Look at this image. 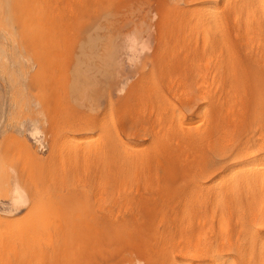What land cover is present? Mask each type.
<instances>
[{"label": "rangeland", "instance_id": "obj_1", "mask_svg": "<svg viewBox=\"0 0 264 264\" xmlns=\"http://www.w3.org/2000/svg\"><path fill=\"white\" fill-rule=\"evenodd\" d=\"M79 1H80V4H81V2L85 3V4H83V5L81 4L82 5V7H81V5L79 4V2L77 0H76L77 3L75 2V0H73V3H72V0H45V1L44 0H0V17L2 16V20L0 18V26L2 24H3V26H5V28L3 26L0 27V29L3 27L1 29L3 31H0V212L1 213L4 212L3 213L4 215H5V213L7 214L9 212V214H7L5 216L6 222H4L5 224L4 223L3 224L5 226V225H8L7 223L12 222L13 223L12 225L15 226V228L18 227L20 229V226L22 225L21 229L24 226V229L27 230L26 229V227H28L27 223L28 224H29V222L32 223L31 221L35 222V220H33V219H35V218L38 219L39 217L42 216L41 217L43 219L42 222H41V218H39L40 220H36V222L38 221L37 225L39 226V228H38V226H35L34 229L37 228L38 230L33 229L34 231H40V230L42 231V232H37V233H41L44 236L43 233H45V232L49 233L50 231H52L53 228L55 227L54 226L55 221H57L55 219H59L58 220L60 222L59 225H57V223L55 225H57L59 228H61V229H59V228H57V226H56V228H54L56 230H53V232L55 231L56 233L54 232V233H51L52 235H50V236L48 235L49 236L48 239H50V237H52V238L54 237V240H52V238H51V241L48 240V242L51 243L50 248H49L50 244L48 245L45 242H44V244H46L45 245L46 247L44 246V248H43L44 244L40 242L41 247H39V242H38V241H41V239L39 240V238L42 235L40 234V237H39V235L35 233L39 238L33 234L34 237H36V238H34V237H32V233L30 234L28 232L31 228H33V226L31 224L30 225L32 227H30V229L26 232L24 229L23 230L20 229L22 232L24 231L23 233L27 234V235L24 234V236L26 235L25 237L20 236V235H23V233L19 232L20 234H18V232L16 230L15 231L17 233H15V234H18V237L15 236L14 233H12L14 230L11 231L10 234H8L9 232H7V231H10L9 229L12 230V225L9 224L11 226V228H9L10 226H8V227H6V228H8V230L6 231L7 233L3 232V234H6V236L7 235L8 236L3 237L4 235L2 234L3 236L1 235V238L3 237L4 240L7 241V239H10V238L15 239V237H16L17 238L16 241L19 242V240H21V238L18 240L19 236L24 238V240L22 239V241H25V239L30 240V238L32 237V239H33L32 241H34V242H32V241L29 242L27 240H26L27 243H26V241L24 243L21 242L23 246H24V244H28V242H29V244L32 243L31 245L25 246V247H28V249H29V247L30 248L34 247L32 245L36 244L35 240H37V238H38V241H37L38 246H37V244L35 246L41 248L40 251L42 253L39 252L38 248L34 247L35 249L38 250L37 251L38 254L36 253L35 249H33L35 251L34 252L32 251V252L34 254L36 253L38 256L36 254L30 256L31 249L29 250L30 253L28 252L29 255L25 254V253H27L26 252L27 249L23 248V250H22L21 247H18V245L16 246L17 243L13 239L14 246H15L13 248V250L18 247L19 249H21V251L19 250L20 251L19 252L20 254H19L18 250L15 249L16 250V251H14L15 254L12 253L14 255L11 257V252H10L11 250L9 251V249H11V247H13V246H11L13 244V242L11 243V241H10V243H9V244H11L10 248L8 250L4 251V253H1L2 249L6 248L3 245L4 240L2 238L0 241L2 243V246L0 245L1 246L0 247V256L2 257V255H3V258L0 257V264H16V263H18V261H19L18 264H92V263L93 264H125V263L126 264H149V262H152L151 264H154L153 262L155 260H158V258L153 259L154 261L151 258H155V254H157L156 255L157 257L160 255V253H158V252L161 251V248L159 246L163 245L162 243H164L165 247L166 246L169 247V249H167V251H166L167 253L169 251H171L169 245H172V243L175 244L174 247L171 246V247H173L172 248L173 252H176V251L178 252V250H179L178 247L182 248V249L184 247V251H185V246H186V249L189 248V250L192 251V253H190L192 255L191 256H189V255L187 256V254L185 255V256H187L186 262H187L188 258L193 256V254L195 255L194 250H196L197 251L196 252L197 256L195 255L196 259H197V257H199V258L197 260L191 258V260L189 259L190 262L192 261L193 264H209V263L213 264L215 262V258L213 256H210L211 252L209 253L210 254L209 256L207 255L208 253L205 254V256L207 255L206 256L207 258L206 257L203 258L204 255L201 254L200 251H201V249L204 250V248L206 247V245L208 243L210 244V242H211V244H212L213 241H215V243L216 242L220 243V244H218L219 246H221V245L223 246L221 239L225 238L223 235L227 234V232L229 234L233 232L232 227L234 226V224H235L234 222L236 221V220H234L235 219L234 217L236 216V214L234 215V213H236L237 210L235 208H231L230 206H224L222 204L215 206L217 204H215L214 202L211 204V205H213L212 208H210L211 205L209 206V204L211 203V201H209V200L213 197V196H211L212 195L211 192L214 193L212 190H214V188L215 189L218 188L216 184H219V182L222 179L224 180L226 178V174L230 173V170H231L230 168L233 167V165H234L232 163H237L235 161L239 160V163L240 162L242 163V161L246 157L249 159H248V161L244 160V163L250 162V161H252L251 163H258L259 161H261L263 163V161H264V150H263L264 147L262 149H259L261 144L264 145V140H261V143H259L260 145L256 146L258 144L260 138L263 137V136H261V134L264 135V128H263L264 122L262 121L263 117H264V113H263L264 112V96H263L264 95V76H263L264 71L259 70L261 74L263 73L261 75V78H259V79H255V77L252 76V72H251L252 71V65L254 63V62H252L251 56L261 57V59L264 60V47H263L264 46L263 45L264 44V39H263L264 38V28H262L257 22L259 20V17H261L260 10L257 9L254 11L255 13L253 12V14L251 13V16H250V14L248 16L247 10H246L247 8H245L246 7L245 0H239L240 2H238V0H236V2H235V0H225V1H222V0H110V1L109 0H99L100 3L104 4L103 6H100V7L97 5L98 4L101 5V4L99 2L96 3L97 2L96 0H95L96 2H94L93 0H86V2H85V0L84 1L79 0ZM221 1L224 2V4H221ZM107 3H110V4L107 5ZM67 4H69V5H67ZM226 4H228V5H226ZM235 4H237V5H235ZM84 5L87 6L88 11L84 7ZM220 5H222V6H220ZM233 5H234V7H233ZM65 6H69L68 8L67 7L66 8L68 10L71 8V10H73L74 12L70 13L71 10H69V11L66 10V8H64ZM94 6L99 7V8L95 7V9H94L93 8ZM202 6H203V8H202ZM44 7H46L47 9ZM76 7L78 8V10ZM204 7H206V8H204ZM208 7H210V9H207ZM217 7L220 8L221 13L216 10ZM90 8H91V10H90ZM178 8L180 10H178ZM213 8H214V10H213ZM232 8H234L233 11H231ZM222 9L224 11H222ZM53 10H54V12H53ZM59 10L61 11V14L65 15V16L68 14V12L71 15H72V13L75 15L76 14L75 12H77V14H76V16H73V15L68 16L69 15L68 14L67 17H65L59 13ZM162 10H164V11H162ZM208 10H209V12H208ZM245 10H246V13L244 12ZM42 11H44V12H42ZM93 11H94V13L92 15ZM165 11H167V12H165ZM210 11H211V14L215 15V17L217 19L216 22L214 21L215 23H213V21L210 22L207 20L209 17H211V16H209ZM215 11H216V13H218L220 15L216 16L217 14L215 13ZM45 12H47V13H45ZM62 12H64L65 14ZM227 12H228V14H227ZM232 12H235L236 15H232L233 14ZM237 12L241 13V14H238ZM242 12L247 14V16L246 15L244 16V14ZM51 13H53L52 16L55 18H53L51 16ZM55 13L59 15V17H60L59 19L57 17L58 15L55 16ZM44 14H46L45 16H47V17H45ZM47 14H49V15H47ZM7 15L9 16V18L7 17ZM15 15H16V18H14ZM189 15H190V17H189ZM226 15H228V16H226ZM61 16H63V17H61ZM220 16H222V17H220ZM235 16H237V17H235ZM239 16L241 19L239 18ZM50 17L52 20H50ZM246 17L248 18V20L251 19V17H252V20L254 18H256V19L250 23L248 20H245ZM24 18H25V20H24ZM46 18H47V21H44V20H46ZM219 18H220V21L222 23L219 21ZM231 18L234 20H232ZM30 19H31V21H30ZM35 19H37V20H35ZM78 19H79V21H78ZM104 19L106 20V23H105ZM128 19L130 20V22ZM242 19H243V21L241 24ZM48 20H50V21H48ZM63 20H65V21H63ZM81 20H82V22H81ZM107 20L110 22L108 23ZM126 20H127V22H129V23H127V25H125ZM205 20L208 21L207 24L205 23ZM35 21H36V23H35ZM38 21H40V23L43 27H40L41 25L40 26L37 25V24H40ZM67 21L71 22V25L69 23H67ZM139 21H141V22L143 21V22L141 23ZM230 21H237V23L230 22ZM111 22H112V24H111ZM62 23H63V25H62ZM79 23H81V24L79 25ZM144 23H145V25H144ZM24 24H27V25H24ZM43 24H45V25H43ZM238 24H240V25H238ZM243 24H244V28L246 30L248 29L247 35H246V33H244L245 30L242 26ZM248 24H250V25H248ZM252 24H254L255 26ZM256 24L258 25V27H256ZM30 25L33 27V30H29ZM47 25L48 26L50 25V26L44 27ZM95 25H99L98 28H95ZM207 25H209V28L212 29L208 33H206V31H205L206 27H208ZM226 25H227V27H226ZM252 26H254L255 28L254 27L252 28ZM6 27L11 28L9 31H12V32H9L8 29H6ZM37 27H39L42 31H40ZM93 27L95 28L94 30H92ZM144 28H145V30H144ZM218 28H220V29H218ZM225 28H226V30H225ZM228 28L230 29V31ZM240 28H241V30H240ZM261 28H262V30H261ZM45 29L48 31V33L46 32ZM214 29L217 32H215ZM4 30H6V32ZM223 30H225V31L223 32ZM227 30L229 31V33ZM7 31L9 33H7ZM70 31H71V33L72 32L73 33L71 34ZM220 31H222V34L224 33L221 36L224 37L223 39L226 38L224 40L225 42L220 40L221 39V36H220L221 32ZM4 32L7 33V35H8L7 36L5 34L6 38H9L12 35H13L12 37L15 36L16 37V38L14 37L15 41H12L13 40V39H11L12 37L9 39H6L4 37ZM44 32H46V34ZM74 32H75V34H74ZM201 32L203 33V35L205 33V35H208L210 37V38L208 37V43H206L205 40H202L203 35L201 34ZM219 32H220V34H219ZM239 33L244 37L240 36ZM44 35H46V36H44ZM236 35H238L240 38ZM245 35H246V37H245ZM250 35H252L251 36L252 38L251 37L249 38ZM258 35L261 36L260 37L261 39L257 38V37H259ZM89 36L90 37L91 36L92 37L99 36V37L98 38L94 37L96 39V42L94 40L93 41L90 40V41L94 42L92 44L90 41H88V42H90V44H89L87 42V39H94L92 37L90 38ZM183 37H184V39H183ZM217 37H219V38H217ZM253 37H255V38H253ZM9 40H10V42H9ZM128 40H129V44H127ZM206 40H207V38H206ZM194 41H196L197 43L196 42L194 43ZM245 41H247V42H245ZM258 41L261 43V45L258 43L260 46L257 44L258 47L256 48V43ZM15 42H17V43H15ZM203 42H205L204 43L205 45L203 44ZM243 42H245V44ZM78 43H81V44H78ZM224 43H227V44L229 43L230 45L225 44L226 45L225 46ZM247 43L249 46H247ZM130 44H132V45H130ZM195 44H197V45H195ZM124 45H127V46L124 47ZM202 45L204 47H202ZM222 45H224V46H222ZM132 46L135 48L134 50L131 49ZM227 46H229L228 48L230 50H232V52L229 50L231 54L229 52H227V53L224 52L228 49L227 48L225 50V48ZM81 48H82V50H80ZM203 48H204V50H203ZM205 48H206V50H205ZM249 48H251V49H249ZM260 49H262V50H260ZM219 51H220V53H218ZM246 51H248V53ZM252 52H254V53L252 54ZM78 53H79V55H77ZM245 53L247 55L248 54L249 55L247 56V55H245ZM85 54H86V56H85ZM202 54H204V55H202ZM216 54L218 56H216ZM219 54H220V56H219ZM81 55H82V57H81ZM89 56H91L92 58ZM227 56H230V57L226 58ZM227 59H228V61L229 60L230 61L229 62L226 61ZM231 60H232V62H231ZM214 61H215V63H214ZM236 61H238V62H236ZM220 62L227 63L230 65L234 64L236 66L238 64H244L245 65V67L247 68V72H248V79L245 82L248 85V87H247V85L245 84L246 85V88H245L246 91L242 88L240 89V87L237 86L235 83H234L235 85L230 84L231 87L227 84L224 88H222V89L219 88V86H218L219 83L217 81L218 79H216L214 81L213 77H215V76L211 77V75H214V73H210V75H208V72H207L208 70H206L205 68H208V67L211 68L212 66L215 67ZM80 63H82V65ZM114 63H116V64H114ZM204 64L206 66L207 65L208 66L203 68ZM144 65H146V67ZM250 65H251V68H248ZM142 66H144L145 69L142 68L143 70H141ZM253 66L255 68V64ZM171 67H173V68L171 69ZM183 67H185V68H183ZM257 68H260V66H257ZM185 69H186V71H185ZM204 69H205V71H204ZM248 69H251V70H248ZM175 70H177V71H175ZM195 72H196V74H195ZM115 73H116V75H115ZM199 74H202V76L204 78L201 79V75H199ZM216 75H217L216 78L222 76V74L220 72L216 73ZM206 77H208V78H206ZM137 78H138L139 83L143 82L142 84H144V82H145V84H146V82H147L148 85L150 86V87L148 86L149 90L146 88L147 84L143 85L144 86L143 90L141 88L142 84L140 85V87H138L139 83H136V81H135V80H137ZM141 78H142V82H140ZM168 78H170V79H168ZM211 78H213V79H211ZM169 80H170V82H166ZM171 81H174V83L172 84ZM134 85L137 88H135ZM210 85L211 86L213 85L212 88ZM166 86L171 87V88H167ZM118 87H122V90L120 91L121 88L117 89ZM214 87H215V89H214ZM232 87H233V89H232ZM235 87L238 89H236ZM145 88H146V91L144 90ZM154 88H156V89H154ZM161 88H162V90H161ZM216 88H217V90H216ZM208 89H209V91H208ZM234 89H236V91L239 90V92L242 90L244 92V94L242 93V91L240 92L241 94L238 91L235 92ZM118 90L120 92H118ZM167 90H168V92H166ZM214 90H216V91H214ZM225 90H227V93ZM147 92H148V94H147ZM203 92L204 93L211 92L210 93L211 96L209 94H207L205 97V95L203 96ZM224 92L226 93V95L223 94ZM133 93L135 95H133ZM245 93H247L248 95ZM171 94L172 95L174 94V95L172 96ZM176 95L178 98L175 97ZM218 95H219V98L221 97L220 99H222L224 97L222 100H224L226 98V96L228 97V99L226 98L227 101H225L227 104L224 102L226 105L225 104L220 105V106H222L221 109H220V107H217L216 105L213 106V103H215L214 99L219 100ZM232 95H234L235 97H233ZM179 96H181L183 98V100H186L187 102L186 101L183 102V100L179 101V99H181V97H179ZM246 96L249 98V99L247 98L248 99L247 102H249V103L246 102V100H247ZM185 97L191 98V99H188V100L184 99ZM200 97H202V98L204 97L206 100L203 98L204 100L202 101V98H200ZM230 97H231V99L233 98V100H231ZM237 97H241V99L238 98L240 100H237V101L235 100L236 103L235 104L233 103V105H232L231 102L234 101V98L237 99ZM242 97L243 98L245 97V99L242 100L243 99ZM136 99L139 101H137ZM250 99H251V101H250ZM241 100L243 102L244 101L245 102L240 103ZM204 101H206L208 103H206ZM136 102H138V104ZM182 102L186 103V104L192 103V105H190L191 107L188 108V107H185L188 105H185ZM179 103L182 105H185V106H181ZM245 103H247V104H245ZM125 104H128V105L124 106ZM203 104H205V107ZM210 104H211V106H209ZM236 104L238 107H240L239 109L236 106ZM242 104H243V107H242ZM248 104H251V105H248ZM223 105H224L225 109H224ZM123 106H124V108H123ZM228 106H229L228 109L232 108L233 110H235L237 115L232 113V112H234V111H232V109H230L231 114H229L230 112L226 113V111H227L226 109ZM248 106L250 107V109H248L249 108ZM198 107H200V108H198ZM245 107L248 110L245 109ZM178 108H180V109H178ZM197 108H198V110H197ZM201 108L203 109V111H204V109L206 111H208L207 113H206V111H204V112L207 115L206 118H208V122H210L209 123L211 125L210 129L208 127L210 125L207 124L208 122H206L207 120H206L205 116L203 117L204 113L202 111H200ZM215 108H217V109L215 110ZM241 108L242 109L244 108L246 110L245 111L243 109L245 112H247L248 118H247V114ZM139 109H141L142 111ZM156 109H157V111H159V110L160 111L157 112ZM237 109H238V112L236 111ZM163 110L166 111V112H164V114L161 113V111H163ZM167 110L169 112L168 114H167ZM171 110H173L172 112H174V114L171 112ZM240 110H242L245 114L244 113H243L244 115L241 114L242 111L240 113L239 112ZM108 111H109V113H108ZM181 111H182L181 114L183 115V113H184V115H183V117H179V118L186 120V122H188L190 120L188 122L189 126L185 122V123L180 124V125L178 124L179 126L176 127L177 121L174 118L177 115L176 113H178L179 116H182L179 114V112H181ZM197 111H199V113ZM201 112L203 113V115ZM141 113H143V114H141ZM154 113H156L157 115ZM218 113L223 115V118L221 117L220 114H219L220 117L218 118V116H219ZM238 113H240L242 116L239 115ZM127 114H128V116H127ZM149 114H150V117H148ZM170 114H172L171 115L172 117L170 116ZM209 114H210V116H208ZM124 115L127 116L126 117L127 119L125 118ZM215 115L217 117H215ZM231 115H232V118H234L235 116H240V118L235 117L236 120H238V119L240 120V119L244 118L243 116H246V119H247L246 123H245L246 120L243 121V119H242V121L246 125L244 124L245 125L244 126L243 123H241L242 126L240 127V124H239L240 122L236 121V120H235L236 123L237 122H239V123L233 125V123H231V122L234 121V119H232V120L230 119ZM159 116H160V118H159ZM163 116H165V117H163ZM228 116H229V118H228ZM135 117L138 120V121L135 120L136 122L134 121ZM153 117H155L154 118L155 120L152 119ZM210 117H211V119H210ZM141 118L142 119L144 118V119L142 120ZM172 118H173V120H171V122H170V119H172ZM214 118H215V120H214ZM145 119L146 120L148 119V120L146 121ZM159 119H161V120L158 121ZM163 119L165 120V122ZM182 119H181V121L184 122ZM209 119L213 120V121H210ZM222 119H223V121L225 120L224 122H227V119L230 120V121L228 120V122L231 123L232 127L231 126L230 127L233 128L231 130L232 133L235 131L234 127H236V125H238L237 127H240V129L243 126L245 127V130L242 129V130H244V131H242V133L247 132V134H244V135L242 134L243 136H241V133H239V135L237 134V136H236L237 139H239L242 142L241 143L240 141H238V144L236 143L237 142L236 137L233 138V135L230 134L232 136V139L236 140V142H234L232 140L233 144L234 143L235 144H234V147L231 144L232 149H229V150H231L230 152L228 149H225L228 147L223 148V146L222 147L219 146L222 144L221 142H223L222 141L223 140L222 134H224V136H225V134H228V133H224V132L222 133V131H221L224 128L226 129V125L224 126V124H226V123L222 122ZM217 120H218V123H216ZM132 121H133V123H132ZM150 121H151V123H150ZM174 121H175V123H173ZM179 121L180 120H178V123H179ZM144 122H146V123H144ZM167 122L171 123V124H167ZM220 122H222L223 125H221L222 123H220ZM212 123L214 125L216 124V126H218V129H217L218 131L215 130L216 128L213 127L214 125H212ZM149 124L151 127L149 126ZM228 124L229 123H227V126H228ZM152 125L154 127H152ZM184 125L188 128H186ZM204 125H208V126H206V129L204 128ZM115 126H116V129L118 127H119V129L116 130ZM127 126H129V127H127ZM168 126L169 127L170 126L175 127V128H173L174 130L172 128H170V131H166L169 129ZM113 127H114V129H113ZM179 127L180 128L182 127L180 129V131L182 129L186 128V130H188V132H186V130H183V131H185V133H190V132L195 133L194 130L198 129L200 131V128L201 129L204 128L202 131L209 130L210 131L209 134H211V132H212L211 130H215L213 132H216V133H212L211 134L212 136L208 135L209 137L208 136L207 137H208V139H212L215 136L213 138L215 140H212V141L218 140L216 142L217 144H215V145L219 146V148L217 146H214L211 143L212 141L210 140L209 143H211V146H213L214 148L212 147L211 149L210 148L208 149L207 146H209V147H211V146L207 145L209 143L207 142L208 139L204 140L205 137H203V139L197 138L196 141L191 140V143L189 142V144H187L188 141H190V140L187 141V139L185 140L181 137V136H183L182 134H184V133H183V131L180 132L178 130ZM230 127L228 126V128H230ZM135 128L138 130H136ZM144 128L146 130H148L147 132L149 134L146 132V135H144L145 134V132L143 133ZM150 128H152V130L155 132L154 134L151 133L153 131ZM228 128H227V131L225 130L226 132H228V130H229ZM33 129L34 130L36 129V130L34 131ZM122 129L124 131H122ZM156 129H158V131ZM192 129H194V130H192ZM240 129L239 130L236 129V130L241 132ZM113 130H116L118 135L117 134L114 135L116 132ZM127 130H128V132H127ZM161 130L164 133V135L161 132ZM171 130H173V133L171 132ZM135 131H137V132L140 131L139 135H141V137L143 135V137L141 138L138 135V133ZM156 131L158 132V134L156 133ZM192 131H194V132H192ZM219 131H221L222 136L220 135ZM113 132H114V134H113ZM169 132H170V134H169ZM175 132L178 134H176ZM197 132L198 131H196V133ZM231 132L229 131V133H231ZM140 133H142V134H140ZM199 133H201V131ZM130 134H132V136H130ZM217 134L220 135V138L222 137V140L219 138L218 139L216 138ZM235 134H234V136H235ZM250 134H252V135H250ZM119 135L121 136V139L123 141L121 139H117L118 137H115V136H119ZM156 135H159V136H156ZM162 135H163V137H161ZM230 135H229V138L227 137L224 140L225 142L231 138ZM165 136L166 137L171 136L170 138H172V141H166L168 138H166ZM238 136L241 139L238 138ZM258 136H260V137H258ZM91 137H93V138L91 139ZM135 137H138V138H135ZM151 137H152V139L155 140V142L157 139H158L157 140L158 142L162 141V144H161L162 146H163V144H165L164 142H167V145L170 147V151H168L169 147L167 145L166 146L164 145V147L166 148V150H165L166 152H164V150H163L164 148L161 149V151H163V154L168 153L167 156H169V157H167V159H169L171 157L170 160L172 163L170 161L169 162L165 161L166 156L164 157L165 159L161 158V160H160V157H159V159L157 158V162H158V160H160L159 162L161 164H162V161L165 162L162 164L164 166H162V165L160 166L159 165L160 163H157L155 165L156 161H154V159H152L153 161H150L151 157L149 158L148 155H150V149L152 150V148L150 147V144L152 143ZM246 137H247V139H246ZM250 137H252L253 142H255L257 140L256 144L253 145V142L251 141ZM254 137L256 139H254ZM87 138H89V139H87ZM124 138H125V141H124ZM160 138H163L165 141L163 142V139L160 140ZM243 139L246 141H242ZM84 140H87L86 141L87 143ZM95 140H97V141H95ZM108 140H111V141H108ZM198 140H199V142L201 140L202 141L200 143H198ZM219 140H220V144L218 143ZM121 141L124 143V144L122 143V145H125L126 148L129 147L128 150L131 153L136 152V150H135L136 145H134V144H138V143L141 144V142H143L141 146L139 144L138 145L140 147L145 146V148H143L144 150L147 147H150V149L147 150L149 152L147 155L145 154L147 152L144 151L142 148L137 147V149L140 148V149H142V150L139 149L140 152L141 151L145 152L143 154L148 156L147 158L153 164L154 168L151 165L147 164L150 166L149 171L147 172L148 168L147 169L145 168L144 172H142L141 169H138V168H135L136 169L135 170L134 166L132 167V165H131V167L129 166L130 169L128 168V170H127L128 172H127L125 169L126 166H124L123 162L120 159V156L124 152L123 151L124 148L121 146ZM175 141H177V142L174 143ZM18 142H21V145H19ZM95 142H97V143H95ZM136 142H138V143H136ZM168 142L169 143L171 142V145H169ZM194 142H197V144H200L199 147H198V145H196L197 146V148H196L193 145ZM243 142H246V146L242 147L241 144H243ZM84 143H85V145H83ZM249 143H251V144H249ZM91 144H94V146H95L94 148H96V149L102 148L104 150L103 155L99 156V157L77 156L76 152L80 151L81 149L83 150L84 146L88 145V148L87 147L86 148L89 150H92L93 147H90ZM174 144H176L177 147ZM184 144L188 148L185 147V149H184V146L182 147V145H184ZM226 144H225L226 146H230L229 141ZM126 145H128V146H126ZM129 145H131L133 149ZM159 145H158V147L161 146V145L160 146ZM244 145H245V143H244ZM178 146H179V148H178ZM237 146L242 147V148L240 147V149H239L240 152L238 154H237L238 150H236ZM111 147H114L115 150L112 151ZM121 147L123 149H121ZM156 147H157V145H156ZM156 147H155V149H153L154 151H157ZM174 147L176 148V151H174L175 150ZM181 147H182V149H184L186 151L184 152V150H182L181 151L182 153L179 152ZM246 147H249V148H246ZM73 148H76L75 152L72 151V150H74ZM153 148H154V146H153ZM190 148H192V151ZM222 148H223V150L225 149V151L227 150L226 152H229V153H227L228 155H225V154L220 152L221 155L222 154L225 155L224 157L222 156V158L220 155L219 156L221 158L220 159L218 156L215 155L216 152L214 154L212 153V149H215L214 151L217 150V152H218V151H221ZM245 148H246V150L252 149L253 151H255V153H253V151H249L250 154L249 155L247 154V156L243 157L245 154L243 152V149L245 151ZM159 149H158V152L160 151ZM188 149L190 150V152ZM193 150H195V151H193ZM210 150H211V153H210ZM68 151H70V152H68ZM172 151L174 154L181 153V157H180V154L179 155L176 154L177 157L175 156V158H173L174 154L172 153ZM225 151H223V152L226 153ZM71 152L73 153V155ZM137 152H138V150H137ZM158 152L157 153L151 152V153H154L157 156L163 155L162 152L160 154ZM241 152L244 154L242 155ZM185 153H187V154H185ZM191 153H193V155H191ZM70 154L72 155V157H70L71 156ZM141 154H142V152H141ZM154 154H152V155H154ZM170 154H173V155L171 156ZM188 154L190 156H188ZM199 154L204 155V157L200 156ZM236 154L238 156L241 154L240 156H242V157L238 158V159L236 158L234 161V159L230 158V157H232V155H233V157H235ZM217 155H219V154H217ZM185 156H186V158L184 159ZM193 156L197 159V161L199 159L201 160V157H203L202 162H204L205 159H208V160H206L204 165L203 166L201 165L202 167L200 166V168H199V166L197 167L196 165L195 166L190 165L191 163L195 164V162H196L195 161L196 159L193 158ZM198 157H199V159H198ZM180 158L181 159L183 158V159L178 160ZM190 158H193V159L191 160ZM231 159H233L234 162L231 161ZM177 160H178V163H181V165H183L182 164L184 162L183 160H187L184 162L185 167L183 169L185 171L182 169V172L183 171L187 172V173H189L190 176L184 172H183L184 175L182 173H180V168L182 166L180 165L179 167H176L178 163L176 164L175 162H177ZM189 160L191 161V163L188 162ZM213 160H214V162H212ZM150 162H148V163H150ZM186 162H188V164H186ZM228 163H229V165H227ZM93 164H94V166H93ZM170 164H173V165H170ZM175 164H176V166H174ZM211 164H213V165H211ZM230 164H232V165H230ZM258 164H261V163L259 162ZM169 165L173 166V168L175 167L174 168L175 172L173 170H171V172L177 173V176L175 175L176 176L175 178H177V179H174V182L172 181V183H174L172 185H175V183H176L175 181L178 180L179 178H180L179 180L181 182L180 183L179 180L177 182L178 184L180 183V185H179L180 188H178V184L173 186L174 187L173 188L174 189V192H173L174 195L171 194L172 196L170 198L173 197L172 198L173 200H175V199L178 200V198L180 197L179 199H182V200H178L179 203H181L182 201L186 202V201H188L187 199H189V200L194 199V203H192L193 201H189L187 204L189 206L185 207L187 209V212L189 209V213L192 216L191 217L192 219H191L190 215H188L190 218V221L192 220L191 222L189 220H187V218H185V216H183L182 212H184V215H185L186 209L180 208L182 206H180V207L174 206L173 207L172 205H174L176 203V206H178L179 203L177 201V202H174V204H172V201H170L171 207H172V208L171 207L170 208L174 209L173 212L171 210V213H173V215H174V217H172V218H175V213H176V219L177 218L179 219V216H180V218H182V219H179L180 222L182 220V222L179 224H177L179 222V220L177 221L176 219H174L173 220L174 223L170 220L173 223V225L175 224L174 228H173L171 223H170L171 225L168 224V222H170L168 220L172 219L171 215H170V218L168 216L165 219V213H167L168 211L169 212L166 215H168L170 213V210H168L170 208H168V206H166L167 204L165 206L164 205L163 206L168 211L165 210L164 208H160V205H158V207L155 206V208H153V209L159 208L160 211H162V212H160L158 209V211H156V213H155L156 215L155 214L153 215V213L155 212L151 208V207H154L153 203L149 200L147 202H144V200L146 198L151 199L152 194L156 195L158 192L160 193L161 190L164 188L163 187L164 185L166 186L167 183L171 184L170 180L165 182L166 184L164 183V181H162L165 179L166 180L169 179V177L163 178V176H162V178H161V176H160L161 173L162 174L166 173L169 175L168 172H164L165 166L167 167V169H166L167 171L168 170L170 171V169H172V167L168 169ZM186 165H188V166H186ZM198 165H200V163ZM157 166H159V167H157ZM191 166H193L194 168H192ZM204 166L206 168H204ZM210 166L213 167L214 169L211 168ZM189 167H191V169ZM224 167L227 169H228V167H230V168H229V170L222 169ZM178 168H179V170H178ZM187 168H188V170H187ZM195 168L196 169L198 168L197 172H196ZM199 169H201V170L205 169V171H207L209 169V171H207V172L208 173L211 172V173L207 174V172H206L204 175L203 173L205 171H203V173H202V172H200ZM221 169H222V171H221ZM16 170H17V172H16ZM212 170L214 171V173L212 172ZM224 170H226V171H224ZM133 172L134 173L136 172V174L134 175ZM150 172H151L152 176L151 175L147 176L148 174H150ZM155 172H156V174H155ZM157 172L159 174H157ZM14 173L16 175H14ZM146 173H148V174L146 175ZM173 173H171L169 176H171ZM98 174H99V176L97 177ZM154 174H155V176H154ZM180 174H182L185 178H183V176ZM194 174L196 176H198L197 178H199V179L198 180L197 179L191 180L192 181V184H191L190 177L193 178ZM201 174H203V176L205 177V178L203 177L205 179V180L203 179L204 181L200 180V177H202ZM213 174H215V175H213ZM156 175H158V176L156 177ZM186 175L189 177H187ZM206 175H208V177ZM209 175H211V176L213 175V176L211 178H209L210 177ZM14 176H16V177H14ZM132 176H134V178ZM140 176H142L143 178L142 177L140 178ZM173 176H174V174H173ZM196 176H195V178H196ZM14 178H15V181L17 180V184L19 187L15 183ZM118 178H120V179L122 178L123 182H127V183L126 184L123 183L122 180H120ZM136 178H137V182H136ZM157 178H161V179H159V181H158ZM173 178L174 177H171L170 179H173ZM127 179H129V180H127ZM76 181H77V183H76ZM156 182H157V184H156ZM195 182H200V183H198V185L195 186V185H193V184H195ZM12 183H14V184L12 185ZM136 183H137L138 188H135ZM160 183H162V185L163 184L164 185L159 187L160 190L158 191L157 185L160 186ZM124 184H125V187H124ZM142 184H143V186H141ZM145 184H149V186L147 185L148 187L153 186V188H151L152 190L150 191V193H149L150 188H148V189L146 188V190H145V188H144V186H146ZM199 184L201 186H204V185H206V186H204V187L200 186L199 187ZM59 185H61V186H59ZM186 185H188L187 186L188 188L186 187ZM214 185H216V186H214ZM73 186H75V188ZM127 186L128 187L131 186L130 187L131 189L127 188ZM154 186H155V188L157 187L156 188L157 191L153 190V189H155ZM194 186L197 188H200V189L192 188ZM207 186H208V188L209 187L210 188L208 189ZM213 186H214V188H213ZM15 187H16V190H14ZM123 187L125 188L124 191L126 190L129 193V195H128L129 197L126 195V191L125 192L122 191ZM166 187L170 188L172 186H170V187L166 186ZM181 187H183V188H181ZM54 188H55V190H54ZM165 188H164V190H165ZM134 189H136V190L139 189V190H137V192L135 193ZM178 189H180L179 191H181L180 193H179V191L177 192V194L179 196L175 193ZM207 189H208V191H207ZM144 190H145V192H144ZM164 190H162V191H164ZM168 190H170V189H168ZM182 190L184 192H182ZM21 191L23 193H21ZM118 191H119V194L121 193L120 191H122V194L119 195V197L120 196L122 197V195H123L122 200H121V197L120 198L117 197ZM165 191H166L165 195L168 196L167 193H169V192L167 191V189ZM204 191L207 193H205ZM93 192L94 193L96 192L97 195L93 194ZM132 192H134L135 194H133ZM140 192H142V193H140ZM198 192L199 193L201 192L204 195H202L200 193V196H199ZM138 193L143 194V196L138 195ZM170 193H171V191H170ZM209 193H210V195H209ZM16 194H18V195H16ZM33 194H34V196H32ZM130 194L132 195V197ZM160 194H163V193L161 192ZM133 195H134V197H133ZM165 195L163 194V195H161V197L165 196ZM175 195H177L178 198L175 197ZM181 195H183V196L185 195V197H187V198L183 199V196H181ZM205 195L207 197H205ZM11 196H13V198L14 197L15 198L13 199ZM196 196H198V197H196ZM202 196L205 197V199H204V202L206 201L205 203L203 201H201L204 198V197L202 198ZM95 197H96V199H98L96 201H98L97 204H99V205H97L96 203L94 204V200H95L94 198ZM140 197L143 199V201ZM165 197L161 198V200L163 199L162 203H163V201L164 202L168 201V203H169V200L167 199V198H169V196L167 198H165ZM209 197H211V198H209ZM127 198L129 199V201L127 200ZM195 198H196V201H195ZM10 199L11 200L17 199L19 201H22V200L23 201H22V204L18 208L14 209L12 207L13 201H10ZM116 199H117V202H116ZM165 199H166V201H165ZM197 199H199V203H198ZM111 200L113 201V203ZM132 200L134 202H132ZM161 200H160V202H161ZM24 201H25V203H24ZM109 201H111L110 202L111 204L109 203ZM122 201H125V203L123 204ZM135 201L136 202L138 201V202L135 203ZM243 201H244L243 204H246L247 198L244 199ZM23 203H24V205H23ZM196 203H198V204H196ZM112 204L113 205L115 204V205L112 206ZM120 204H121V206H119ZM199 204H200V206H199ZM204 204H205V209H204ZM95 205H96V207L100 206L97 209H102V211L104 213L101 210H97L95 208ZM125 205H127V206L131 205V206L128 208ZM133 205H135L136 207H134ZM138 205H140V206L138 207ZM196 205H198V206H196ZM255 205H257V204H251L252 208H251V206H249L251 208V209L249 208L250 213H252V212L255 213V211H257V210H258L257 212L259 213L260 209H263V208L259 209V207H256ZM219 206H220V208H219ZM221 206H224V207L221 208ZM242 206L246 207V205H242ZM213 207H217V208H213ZM244 207L240 211H243V210L246 211L248 209V207H246V208H244ZM124 208H126V209H124ZM104 209L111 210V213L113 214V216L112 217L107 216V212H106L107 210L104 211ZM130 209L133 211V212L131 211V214L128 213V212H130ZM133 209H135V210H133ZM150 209L153 210V213L151 212ZM161 209H164L166 211L163 215L164 217L161 214L164 211ZM232 209H233V212L232 211L230 212L229 210H232ZM4 210H6V211H4ZM34 210H35V213L33 212ZM38 210L42 211L43 213L41 212L39 214V212H38V214H37L36 211H38ZM126 210H127V212H126ZM145 210H146V213L144 214ZM181 210H184V211L181 212ZM234 210H236V211H234ZM117 211H119V213ZM135 211H137V214L140 216V220L143 219L142 221H144L145 224H146V221L149 222L148 219L151 218L149 216V213H152V215L154 217L155 216L159 217V219L157 217H155L153 219L154 222L152 220L153 217L150 219V221L152 220V222H153L152 225H150L151 222H149V225H148L149 227H151V229L147 227L148 223L145 226H143L144 224L141 225L143 227H147V229H149V232L151 233V235L149 234L148 230L143 229V227L140 226V224L143 223L142 221L140 222V220H136L137 222L140 223V224L139 223L136 224L137 222L133 219ZM261 211L263 212V210H261ZM261 211H260V213H261ZM100 212H102V213H100ZM122 212H126V213H122ZM158 212H160L162 219L160 216L157 215ZM227 212H230V214ZM25 213H26V215L28 214V216H26ZM140 213H141V215H140ZM189 213H187V214H189ZM244 213H245L244 217L247 216V218L246 217L245 218H246V220H249V221L251 219L253 220L254 215L256 214L255 213L253 215V218H252V217H249L250 213L248 216V211L244 212ZM258 213H257L258 216L255 215L257 220L254 222L253 227H251L252 226L251 225L250 228L254 229V227H256L255 229H258L257 231L260 230L259 234H260V232L261 233L263 232L260 235V236H263L264 235V215H262V213L261 214H258ZM29 214L30 215L32 214L31 216L33 218L30 217L29 219L25 220V218H28L30 216ZM34 214H36V216L39 215V216H37L38 218ZM115 214H116L117 218L115 217ZM9 215L17 218V219L14 218L17 222L16 221L15 222L10 221V220H14V219H11L12 217L10 218ZM98 215H99V217H98ZM7 216H8V218H7ZM34 216H35V218H34ZM213 216H214V218H213ZM251 216H252V214H251ZM114 217H115V219L112 220ZM18 218H19V220H18ZM163 218H164V221H163ZM183 218H184V221H183ZM211 218H213V220ZM204 219H205V221H204ZM219 219H222L223 221L219 220ZM7 220H8V222H7ZM159 220H162V221H159ZM26 221H27V223H25ZM186 221H187V223H185ZM203 221H204V223H203ZM230 221H232V222L234 221L233 224L230 223ZM18 222H20L21 224ZM40 222H41V225H40ZM159 222H161L162 224ZM188 222L190 223V225ZM217 222H219V223H217ZM15 223H18L17 226L14 225ZM22 223H25L26 226H25V224L23 225ZM163 223H166V224L163 225ZM202 223H203V225H202ZM229 223H230V225H232V227L231 226L229 227ZM261 223H262V225H261ZM19 224H20V226H18ZM32 224L34 225V223H32ZM185 224L186 225L188 224L189 228L192 225L191 229H193V232L190 229L188 230V226H185ZM177 225L180 226V228ZM182 225H183V227L186 228V230L182 229L183 228ZM219 225H222V228H220L221 226H219ZM256 225H258V226H256ZM92 226L94 228L99 227L98 229L96 228L98 230V232L96 231V229L94 230L96 232H94V231L91 232V229H94ZM163 226H165V227H163ZM168 226L169 227L171 226L170 227L171 229ZM262 226H263V228H262ZM117 227L119 228L118 231H117ZM228 227H229V229H231V231L229 229H227ZM141 228H142V231L140 232ZM172 228H173V232L175 234H173V232H170L169 230H166V229L172 230ZM175 228H177V229H175ZM234 228H235L234 234L233 233L230 234L232 237L236 235L235 231H237L239 228L238 224H236V226H234ZM19 229H17V230H19ZM76 229H77L78 235H79L78 238H75V237H77V235L75 234ZM181 229L185 230V231H182ZM224 229H227V231ZM33 230L31 229L32 232H34ZM143 230H145V231H143ZM160 230H161V232L163 231V234H167V236L162 235V234L160 235L161 232L159 233V235H157L158 233H156V232H158ZM164 230H166L167 233H165ZM176 230L177 231L181 230V231L177 232ZM187 230L189 232H187V234L186 233L184 234V232H186ZM261 230H263V231H261ZM2 231H3V229H2V227H0V232L2 233ZM143 232H147L148 235L146 233H145L146 234L145 235ZM153 232L155 235L160 236V240H158L159 237H157V239L154 237L156 240L159 241L158 243L156 241H154L155 239L149 241L147 238V236L148 237L151 236V238H152L154 236V234H152ZM28 233L30 234L31 237H29ZM61 233H62V235H61ZM86 233L87 234L89 233L88 236L84 235ZM91 233H93V235H91ZM188 233H190L189 236H188ZM13 234L15 237H12ZM141 234L142 235L144 234V236H142ZM169 234H170V236H169ZM171 234H173L174 236H172ZM179 234L181 236H182V234L184 236L187 235L186 238L184 237L185 241H186V239H190L191 234H192V239H190V241H192L193 245H191V246H193V248L188 246V244L186 245V243H190L188 240H187L188 242L186 241V243L182 242L183 240H180L179 241L180 245H179V242H177L179 246H176L177 244L174 243V240L176 242V241H178V239H181L180 238L181 236H179ZM203 234H205V235H203ZM229 234H228V236H229ZM177 235L179 236V238ZM91 236L94 237V238H91L92 241L90 239ZM95 236H97V237H95ZM164 236H166V237L169 236L170 239L169 238L166 239V237H164ZM195 236H196V238H195ZM27 237H29V238H27ZM143 237H145L146 240L149 241L150 245L148 243L144 244V242L146 240H145V238L142 239ZM161 237H162L163 241L161 240ZM175 237H176V239H175ZM198 237L200 239H197ZM202 237L206 238L207 241L205 239H203ZM212 237H214V238L216 237V239L214 240V238H213V240H211ZM41 238H42V241H44L45 238L44 239H43V237H41ZM63 238L66 240H63ZM226 238H228V237L226 236ZM226 238H225V240H223V239L222 240L224 242H226V240H227ZM149 239H150V237H149ZM171 239H173V242L171 241ZM182 239H183V236H182ZM208 239H210L211 241L208 242ZM219 239L221 242L218 241ZM137 240L139 242H141V244ZM168 240H170V243H168L169 245L168 244L166 245L165 243H167ZM203 240L206 241L204 248H202V245H203L202 242H204ZM45 241L47 242V238ZM62 241L63 242L65 241V242L62 243ZM152 241L155 242V244L153 243V245H152L151 244ZM194 241L197 243H195ZM67 243L70 245L68 247V249H66V246L68 245ZM215 243H213L212 246H215ZM6 244H8V241H7V243H5V246H7V248H8L9 244L8 245H6ZM18 244H20V242ZM157 244H159V245H157ZM181 244H183V245H181ZM195 244L196 245L198 244L197 245L198 248H197V246H194ZM209 244L207 245V247L210 246ZM149 246H152L151 250L153 247L155 248V246H157L159 248L156 247L157 250L155 248V251L153 249V251L151 253V250H148V249H150ZM181 246H183V247H181ZM200 246H201V248H200ZM63 247H64V249H63ZM146 247H148V248H146ZM162 247H164V246H162ZM207 247H206L205 251L207 249L209 251V248H207ZM158 249H160V250L158 251ZM49 250H52V251L50 252ZM59 250H62V251H59ZM23 251H24V253H22ZM147 251L149 252L148 254H147ZM156 251H158V252H156ZM5 252L7 253V255L5 254ZM43 252L44 253L46 252V254H44ZM48 252L51 253L50 254L51 256L49 255ZM61 252L63 254H61ZM166 252H164V254H167ZM173 252H172L173 255L171 254V252H169V254L173 256L172 259H175V260H177L176 258L179 259L178 255L179 256L181 255V254H179L181 251L179 250L178 255H175L177 253H173ZM201 252L203 253V251H201ZM33 253H31V254H33ZM59 253H60L61 257L59 256ZM145 253H146V255H145ZM198 253L202 255L203 261H200L201 255L199 256ZM9 254H10V256H9ZM39 254L41 255L40 259H39ZM169 254H167V256H165V257H168ZM227 254H229V255H227ZM233 254L234 253H231V252L230 253L229 252L224 253V255H227L226 257H228V258L230 257V259H232V261H233V259H235L233 261L234 264H238L239 263L238 260H240V259L237 256H235L236 254H234V256L236 258L234 256L232 257ZM147 255L148 256L150 255V256L147 257ZM43 256H44V258H43ZM174 256L175 257L177 256V257L175 258ZM185 256H184L182 263H181V260L176 261V263L177 264H183V262L185 260ZM13 257L14 258L16 257L15 260ZM162 257L165 261V258L162 255L159 258V261H161V262L163 260V259H161ZM180 257L183 258V255H181ZM148 259L150 261H148ZM211 259L212 260L214 259L213 260L214 262L211 261ZM205 260L207 263L205 262ZM44 261H46V262H44ZM169 261H170V258H169ZM235 261H237V262L235 263ZM39 262H41V263H39ZM105 262H107V263H105ZM186 262H185V264L190 263V262H187V263ZM168 263H166V264H168ZM242 263L243 262H240L239 264H242ZM155 264H158V262L157 263L155 262ZM162 264H163V262H162ZM170 264H172V263L170 262ZM214 264H218V263L215 262ZM224 264H226V263H224Z\"/></svg>", "mask_w": 264, "mask_h": 264}, {"label": "bare ground", "instance_id": "obj_2", "mask_svg": "<svg viewBox=\"0 0 264 264\" xmlns=\"http://www.w3.org/2000/svg\"><path fill=\"white\" fill-rule=\"evenodd\" d=\"M44 1H45V0H44ZM77 1H78L79 4H80V1H79V0H77ZM83 1H84V0H83ZM93 1H94V2L97 1L96 3L99 2V0H96V1L93 0ZM109 1H110V0H109ZM109 1H108V2H109ZM222 1H225V0H222ZM222 1H221V4H224V2H222ZM75 2H76V0H75ZM85 2H86V0H85ZM179 2H180V1H179ZM181 2H182V1H181ZM226 2H227V1H226ZM235 2H236V0H235ZM238 2H240V1L238 0ZM241 2H242V1H241ZM72 3H73V0H72ZM76 3H77V2H76ZM99 3H100V2H99ZM110 3H111V2H110ZM110 3H107V5H109ZM185 3H186V2H185ZM4 4H5V3H4ZM79 4H78V5H79ZM81 4L83 5V4H85V3H82V2H81ZM81 4H80V5H81ZM100 4H101V5L98 4L97 6L100 7V6H103V5H104V4H102V3H100ZM130 4H131V3H130ZM233 4H234V3H233ZM245 4H246V7H245V8H247L246 10H247V14H248V16H249V14H250V16H251V13L253 14V12H254L255 10H257V9L260 10L261 17H259V20H258L257 22H258V24H259L262 28H264V0H245ZM42 5H43V4H42ZM44 5H45V4H44ZM65 5H66V4H65ZM67 5H69V4H67ZM82 5H81V7H82ZM94 5H95V4H94ZM226 5H228V4H226ZM226 5H225V6H226ZM235 5H237V4H235ZM238 5H239V4H238ZM220 6H222V5H220ZM66 7L68 8L69 6H65L64 8H66ZM84 7H85L86 10H87V6L84 5ZM95 7H96V6H94L93 8L95 9ZM99 7H96V8H99ZM200 7H201V6H200ZM233 7H234V5H233ZM41 8H42V7H41ZM44 8H46V7H44ZM64 8H63V9H64ZM67 8H66V10H68ZM76 8H77V7H76ZM202 8H203V6H202ZM204 8H206V7H204ZM218 8H219V7H217V9H216V8H215V9H216L218 12L221 13L220 8H219V9H218ZM221 8H222V7H221ZM229 8H230V7H229ZM235 8H236V7H235ZM243 8H244V7H243ZM245 8H244V9H245ZM38 9H39V8H38ZM46 9H47V8H46ZM46 9H45V10H46ZM52 9H53V8H52ZM207 9H210V7H208ZM233 9H234V8H232L231 11H233ZM60 10H61V9H60ZM60 10H59V13L61 14V11H60ZM69 10H71V8H70ZM69 10H68V11H69ZM77 10H78V8H77ZM90 10H91V8H90ZM147 10H148V9H147ZM165 10H166V9H165ZM178 10H180V9L178 8ZM181 10H182V9H181ZM205 10H206V9H205ZM213 10H214V8H213ZM246 10L244 11L245 13H246ZM87 11H88V10H87ZM95 11H96V10H95ZM101 11H102V10H101ZM145 11H146V10H145ZM162 11H164V10H162ZM222 11H224V10L222 9ZM236 11H237V10H236ZM42 12H44V11H42ZM49 12H50V11H49ZM53 12H54V10H53ZM71 12H74V11L71 10L70 13H71ZM97 12H98V11H97ZM97 12H96V13H97ZM165 12H167V11H165ZM206 12H207V11H206ZM208 12H209V10H208ZM239 12H240V11H239ZM45 13H47V12H45ZM57 13H58V12H57ZM62 13H64V12H62ZM75 13L77 14V12H75ZM90 13H91V12H90ZM90 13H89V14H90ZM93 13H94V11L92 12V15H93ZM145 13H146V12H145ZM215 13H216V11H215ZM215 13H214V14H215ZM232 13H233L232 15H236L235 12H232ZM237 13H238V12H237ZM242 13H243V12H242ZM245 13H243L244 16H245V15L247 16V14H245ZM254 13H255V12H254ZM37 14H38V13H37ZM64 14H65V13H64ZM68 14H69V12H68ZM68 14H67V15H68ZM76 14L74 15V14L72 13L73 16H76ZM108 14H109V13H108ZM115 14H116V13H115ZM179 14H180V13H179ZM186 14H187V13H186ZM208 14H209V13H208ZM216 14H217L216 16L220 15V14H218V13H216ZM225 14H226V13H225ZM227 14H228V12H227ZM229 14H230V13H229ZM238 14H241V13H238ZM243 14H242V15H243ZM258 14H259V13H258ZM20 15H21V14H20ZM45 15H46V14H44V16H45ZM47 15H49V14H47ZM52 15H53V13H51V16H52ZM56 15H58V14L55 13V16H56ZM61 15H63V14H61ZM67 15H66V16L63 15V16L67 17ZM72 15L69 14L68 16H72ZM36 16H37V15H36ZM36 16H35V17H36ZM40 16H41V15H40ZM40 16H39V17H40ZM63 16H61V17H63ZM90 16H91V15H90ZM185 16H186V15H185ZM198 16H199V15H198ZM203 16H204V15H203ZM209 16H211V17H209L207 20L210 21V22L213 21V23H215L217 19H216L215 15L211 14V11H210V15H209ZM226 16H228V15H226ZM3 17H4V16H3ZM7 17L9 18L8 15H7ZM39 17H38V18H39ZM45 17H47V16H45ZM48 17H49V16H48ZM52 17H53V16H52ZM57 17H58V19L60 18L59 15H58ZM187 17H188V16H187ZM189 17H190V15H189ZM220 17H222V16H220ZM235 17H237V16H235ZM235 17H234V18H235ZM254 17H255V16H254ZM0 18H1V20H2V16H1ZM14 18H16V15H15ZM53 18H55V17H53ZM229 18H230V17H229ZM229 18H228V19H229ZM232 18H233V17H232ZM232 18H231V19H232ZM239 18H240V16H239ZM239 18H238V19H239ZM181 19H182V18H181ZM240 19H241V18H240ZM255 19H256V18H254L253 20H255ZM24 20H25V18H24ZM35 20H37V19H35ZM50 20H52L51 17H50ZM50 20H48V21H50ZM104 20H105V19H104ZM128 20H129V19H128ZM132 20H133V19H132ZM207 20H205V23H206V24H207V22H208ZM232 20H234V19H232ZM236 20H237V19H236ZM245 20H248V18L246 17ZM245 20H244V21H245ZM250 20H251V21H250ZM253 20H252V17H251V19H249L248 21L251 23ZM260 20H261V21H260ZM30 21H31V19H30ZM44 21H47V18H46V20H44ZM63 21H65V20H63ZM70 21H71V20H70ZM78 21H79V19H78ZM98 21H99V20H98ZM107 21H108V20H107ZM194 21H195V20H194ZM214 21H215V22H214ZM219 21H220V18H219ZM242 21H243V19L241 20V24H242ZM38 22L40 23V21H38ZM71 22H72V21H71ZM71 22H68V21H67V23H69L70 25H71ZM81 22H82V20H81ZM109 22H110V21H108V23H109ZM125 22H126L125 25H127V23H129L130 20H129V22H127V20H126ZM139 22H141V21H139ZM142 22H143V21H142ZM142 22H141V23H142ZM220 22H221V21H220ZM230 22H235V23H237V21H230ZM245 22H246V21H245ZM23 23H24V22H23ZM23 23H22V24H23ZM29 23H30V22H29ZM35 23H36V21H35ZM35 23H34V24H35ZM42 23H43V22H42ZM44 23H45V22H44ZM105 23H106V20H105ZM213 23H212V24H213ZM221 23H222V22H221ZM80 24H81V23H79V25H80ZM97 24H98V23H97ZM111 24H112V22H111ZM146 24H147V23H146ZM10 25H11V24H10ZM24 25H27V24H24ZM37 25L40 26L41 23H40V24H37ZM43 25H45V24H43ZM62 25H63V23H62ZM72 25H73V24H72ZM125 25H124V26H125ZM139 25H140V24H139ZM144 25H145V23H144ZM147 25H148V24H147ZM214 25H215V24H214ZM235 25H236V24H235ZM238 25H240V24H238ZM246 25H247V24H246ZM248 25H250V24H248ZM252 25H254V24H252ZM1 26H3V24H2ZM1 26H0V27H1ZM49 26H50V25H49ZM49 26L47 25V26H44V27H49ZM64 26H65V25H64ZM98 26H99V25H95V28H98ZM109 26H110V25H109ZM111 26H112V25H111ZM177 26H178V25H177ZM207 26H208V27H206V29H205L206 33H208L210 30H212L211 28H209V25H207ZM222 26H223V25H222ZM233 26H234V25H233ZM233 26H232V27H233ZM236 26H237V25H236ZM242 26H243V28H244V24H243ZM254 26H255V25H254ZM254 26H252V28H253ZM3 27L5 28V26H3ZM3 27H2V28H3ZM40 27H43V26L41 25ZM78 27H79V26H78ZM102 27H103V26H102ZM139 27H140V26H139ZM226 27H227V25H226ZM239 27H240V26H239ZM239 27H238V28H239ZM247 27H248V26H247ZM247 27H246V28H247ZM256 27H258L257 24H256ZM2 28H1V29H2ZM37 28H38L40 31H42L39 27H37ZM73 28H74V27H73ZM95 28L93 27L92 30H94ZM100 28H101V27H100ZM113 28H114V27H113ZM120 28H121V27H120ZM223 28H224V27H223ZM236 28H237V27H236ZM243 28H242V29H243ZM254 28H255V27H254ZM262 28H261V30H262ZM1 29H0V31H3V30H1ZM6 29H8V31H9L11 28H9V27L7 28V27H6ZM46 29H47V28H46ZM46 29H45V30H46ZM101 29H102V28H101ZM177 29H178V28H177ZM215 29H216V28H215ZM215 29H214V30H215ZM218 29H220V28H218ZM228 29H229V28H228ZM250 29H251V28H250ZM250 29H249V30H250ZM29 30H33V27H32L31 25L29 26ZM47 30H48V29H47ZM47 30H46V32L48 33ZM144 30H145V28H144ZM191 30H192V29H191ZM202 30H203V29H202ZM225 30H226V28H225ZM225 30H223V32H224ZM236 30H237V29H236ZM238 30H239V29H238ZM240 30H241V28H240ZM244 30H245L244 33H246V35H247V32H248L247 30H248V29L246 30V29L244 28ZM4 31L6 32V30H4ZM8 31H7V33L12 32V31H9V32H8ZM60 31H61V30H60ZM199 31H200V30H199ZM227 31H228V30H227ZM229 31H230V29H229ZM229 31H228V33H229ZM5 32H4V37H5V34L7 35V33H5ZM23 32H24V31H23ZM46 32H44V33L46 34ZM215 32H217V31L215 30ZM220 32H221V34H220ZM220 32H219L220 36L224 34V33L222 34V31H220ZM258 32H259V31H258ZM258 32H257V33H258ZM261 32H262V31H261ZM2 33H3V32H2ZM25 33H26V32H25ZM38 33H39V32H38ZM70 33H71V31H70ZM72 33H73V32H72ZM72 33H71V34H72ZM89 33H90V32H89ZM226 33H227V32H226ZM253 33H254V32H253ZM253 33H252V34H253ZM10 34H11V33H10ZM13 34H14V33H13ZM74 34H75V32H74ZM129 34H130V33H129ZM134 34H135V33H134ZM188 34H189V33H188ZM201 34L203 35L202 32H201ZM239 34H240V33H239ZM239 34H238V35H239ZM30 35H31V34H30ZM42 35H43V34H42ZM42 35H41V36H42ZM107 35H108V34H107ZM120 35H121V34H120ZM135 35H136V34H135ZM238 35H236V36H238ZM243 35H244V34H243ZM246 35H245V37H246ZM7 36H8V35H7ZM12 36H13V35H12ZM12 36H10L9 38H11ZM44 36H46V35H44ZM92 36H93V35H92ZM92 36H91V37H92ZM188 36H189V35H188ZM204 36L207 38V40H206V38H205ZM225 36H226V35H225ZM230 36H231V35H230ZM240 36H242V35L240 34ZM251 36H252V35H250L249 38H250ZM256 36H257V35H256ZM258 36H259V37H257V38L261 39V38H260L261 36H260V35H258ZM14 37H15V36H14ZM14 37L11 38V39H13L12 41H15V40H14ZM22 37H23V36H22ZM65 37H66V36H65ZM89 37H90V36H89ZM91 37H90V38H91ZM94 37H95V38H98L99 36H97V37L94 36ZM94 37H92V38H94ZM199 37H200V36H199ZM208 37H209V36H208V35H205V33H204V35H203V37H202V40H205V42L208 43ZM238 37H239V36H238ZM242 37H244V36H242ZM5 38H6V37H5ZM9 38H6V39H9ZM15 38H16V37H15ZM18 38H19V37H18ZM47 38H48V37H47ZM52 38H53V37H52ZM95 38H94V39H87V42L90 41V40H92V41L94 40V41L96 42V39H95ZM101 38H102V37H101ZM197 38H198V37H197ZM209 38H210V37H209ZM214 38H215V37H214ZM217 38H219V37H217ZM223 38H224V37L221 36V39H220V40L224 41V40L226 39V38H225V39H223ZM227 38H228V37H227ZM239 38H240V37H239ZM251 38H252V37H251ZM253 38H255V37H253ZM40 39H41V38H40ZM129 39H130V38H129ZM183 39H184V37H183ZM200 39H201V38H200ZM236 39H237V38H236ZM263 39H264V38H263ZM41 40H42V39H41ZM125 40H126V39H125ZM133 40H134V39H133ZM133 40H132V41H133ZM138 40H139V39H138ZM256 40H257V39H256ZM16 41H17V40H16ZM69 41H70V40H69ZM80 41H81V40H80ZM92 41H90L91 44L94 43V42H92ZM98 41H99V40H98ZM106 41H107V40H106ZM123 41H124V40H123ZM130 41H131V40H130ZM140 41H141V40H140ZM227 41H228V40H227ZM252 41H253V40H252ZM9 42H10V40H9ZM56 42H57V41H56ZM90 42H88V43L90 44ZM110 42H111V41H110ZM127 42H128L127 44H129V40H128ZM136 42H137V41H136ZM195 42H196V41H194V43H195ZM205 42H203V44H204ZM224 42H225V41H224ZM245 42H247V41H245ZM245 42H243V43L245 44ZM15 43H17V42H15ZM15 43H14V44H15ZM81 43H82V42H81ZM81 43H78V44H81ZM84 43H85V42H84ZM130 43H131V42H130ZM192 43H193V42H192ZM196 43H197V42H196ZM229 43H230V42H229ZM229 43H228V44H227V43H224V45H225V44H226V45H230ZM243 43H242V44H243ZM258 43L261 45V43L258 41V42L256 43V48H257L258 45H259ZM262 43H263V42H262ZM45 44H46V43H45ZM58 44H59V43H58ZM78 44H77V45H78ZM82 44H83V43H82ZM86 44H87V43H86ZM190 44H191V43H190ZM236 44H237V43H236ZM240 44H241V43H240ZM257 44H258V45H257ZM95 45H96V44H95ZM98 45H99V44H98ZM130 45H132V44H130ZM195 45H197V44H195ZM204 45H205V44H204ZM224 45H222V46H224ZM226 45H225V46H226ZM253 45H254V44H253ZM260 45H259V46H260ZM263 45H264V44H263ZM90 46H91V45H90ZM125 46H127V45H124V47H125ZM209 46H210V45H209ZM213 46H214V45H213ZM231 46H232V45H231ZM247 46H249L248 43H247ZM79 47H80V46H79ZM81 47H82V46H81ZM124 47H123V48H124ZM200 47H201V46H200ZM202 47H204V46L202 45ZM207 47H208V46H207ZM210 47H211V46H210ZM228 47H229V46H227V47L225 48V50H226ZM251 47H252V46H251ZM263 47H264V46H263ZM111 48H112V47H111ZM118 48H119V47H118ZM223 48H224V47H223ZM231 48H232V47H231ZM243 48H244V47H243ZM77 49H78V48H77ZM96 49H97V48H96ZM131 49L134 50L135 48L132 46ZM207 49H208V48H207ZM232 49H233V48H232ZM249 49H251V48H249ZM80 50H82V48H81ZM87 50H88V49H87ZM119 50H120V49H119ZM121 50H122V49H121ZM123 50H124V49H123ZM203 50H204V48H203ZM205 50H206V48H205ZM211 50H212V49H211ZM229 50H230V49L228 48V49H227L226 51H224V52H226V53H227V52L230 53V51L232 52V50H230V51H229ZM257 50H258V49H257ZM257 50H256V51H257ZM260 50H262V49H260ZM90 51H91V50H90ZM109 51H110V50H109ZM148 51H149V50H148ZM220 51H221V50H220ZM220 51H219L218 53H220ZM202 52H203V51H202ZM246 52L248 53V51H246ZM261 52H262V51H261ZM122 53H123V52H122ZM218 53H217V54H218ZM253 53H254V52H252V54H253ZM93 54H94V53H93ZM217 54H216V56H218ZM230 54H231V53H230ZM237 54H238V53H237ZM77 55H79V53H78ZM83 55H84V54H83ZM202 55H204V54H202ZM209 55H210V54H209ZM232 55H233V54H232ZM245 55H247V54L245 53ZM248 55H249V54H248ZM248 55H247V56H248ZM85 56H86V54H85ZM219 56H220V54H219ZM223 56H224V55H223ZM235 56H236V55H235ZM258 56H259V55H258ZM81 57H82V55H81ZM89 57H91V56H89ZM229 57H230V56H227L226 58H229ZM232 57H233V56H232ZM76 58H77V57H76ZM91 58H92V57H91ZM121 58H122V57H121ZM215 58H216V57H215ZM211 59H212V58H211ZM220 59H221V58H220ZM232 59H233V58H232ZM234 59H235V58H234ZM239 59H240V58H239ZM251 59H252V62H254L253 65L255 64V68H254V66L252 65V71H251V72H252V76H254L255 79H259V78H261V75L263 74V73L261 74L260 71H264V60H262L261 57H257V56H251ZM76 60H77V59H76ZM97 60H98V59H97ZM179 60H180V59H179ZM182 60H183V59H182ZM206 60H207V59H206ZM121 61H122V60H121ZM127 61H128V60H127ZM226 61H228V59H227ZM229 61H230V60H229ZM229 61H228V62H229ZM78 62H79V61H78ZM117 62H118V61H117ZM146 62H147V61H146ZM208 62H209V61H208ZM216 62H217V61H216ZM218 62H219V61H218ZM231 62H232V60H231ZM236 62H238V61H236ZM82 63H83V62H82ZM82 63H80V64L82 65ZM214 63H215V61H214ZM83 64H84V63H83ZM92 64H93V63H92ZM114 64H116V63H114ZM144 64H145V63H144ZM159 64H160V63H159ZM163 64H164V63H163ZM168 64H169V63H168ZM148 65H149V64H148ZM85 66H86V65H85ZM144 66L146 67V65H144ZM144 66L141 67V70H143L142 68L145 69ZM181 66H182V65H181ZM207 66H208V65H207ZM207 66L204 64V67H203V68H205V67H207ZM257 66H260V68H257ZM175 67H176V66H175ZM172 68H173V67H171V69H172ZM183 68H185V67H183ZM248 68H251V65H250ZM159 69H160V68H159ZM162 69H163V68H162ZM174 69H175V68H174ZM177 69H178V68H177ZM205 69L208 70V71H207V72H208V75H210V73H214V75H211V77H212V76H215V77H213V78H214V81H215L216 79H218L217 81H218V83H219V85H218L219 88L222 89V88H224L227 84H228L230 87H231V85H235V84H236L237 86L240 87V89L242 88V89H244V90L246 91L245 88H246V85H247V84H246L245 82H246V80L248 79V72H247V68L245 67L244 64H238V65L236 66V65H234V64L230 65V64H227V63L220 62V63L217 64L215 67L212 66L211 68L208 67V68H205ZM205 69H204V71H205ZM214 69H215V70H214ZM253 69H254V70H253ZM85 70H86V69H85ZM180 70H181V69H180ZM248 70H251V69H248ZM259 70H260V71H259ZM172 71H173V70H172ZM175 71H177V70H175ZM185 71H186V69H185ZM190 72H191V71H190ZM218 72H220V73L222 74V76L216 78V76H217L216 73H218ZM85 73H86V72H85ZM168 74H169V73H168ZM195 74H196V72H195ZM203 74H204V73H203ZM115 75H116V73H115ZM199 75H201V79L204 78V77L202 76V74H199ZM206 75H207V74H206ZM204 76H205V75H204ZM263 76H264V75H263ZM110 77H111V76H110ZM139 77H140V76H139ZM147 77H148V76H147ZM249 77H250V76H249ZM206 78H208V77H206ZM213 78H211V79H213ZM168 79H170V78H168ZM172 79H173V78H172ZM211 79H210V80H211ZM135 81H136V83H139V82H138V78H137V80H135ZM139 81H140V80H139ZM143 81H144V80H143ZM202 81H203V80H202ZM261 81H262V80H261ZM140 82H142V78H141V81H140ZM166 82H170V80H169V81H166ZM171 82H172V84L174 83V81H171ZM142 83H143V82H142ZM142 83H139V84H138V85H139L138 87H140V85H141ZM232 83H233V84H232ZM234 83H235V84H234ZM134 84H135V83H134ZM144 84H145V82H144ZM144 84H142V86H141L142 90H143V88H144V86H143ZM146 84H147V85H146ZM146 84H145V85H146L147 87H146V86H145V87L148 89L150 86L148 85L147 82H146ZM169 84H170V83H169ZM172 84H171V85H172ZM206 84H207V83H206ZM216 84H217V83H216ZM230 84H231V85H230ZM245 84H246V85H245ZM135 85H136V84H135ZM135 85H134V86H135ZM163 85H164V84H163ZM136 86H137V85H136ZM136 86H135V88H137ZM148 86H149V87H148ZM210 86H211V85H210ZM210 86H209V87H210ZM212 86H213V85H212ZM212 86H211V88H212ZM216 86H217V85H216ZM218 86H217V87H218ZM257 86H258V85H257ZM257 86H256V87H257ZM259 86H260V85H259ZM166 87H167V88H171V87H168V86H166ZM247 87H248V85H247ZM120 88H121V89H120ZM146 88L144 89L145 91H146ZM235 88H236V87H235ZM262 88H263V87H262ZM117 89H120V91H121V90H122V87H118ZM139 89H140V88H139ZM154 89H156V88H154ZM209 89H210V88H209ZM209 89H208V91H209ZM214 89H215V87H214ZM232 89H233V87H232ZM236 89H238V88H236ZM236 89H234V91H235V92H237V91L239 92V90L236 91ZM76 90H77V89H76ZM85 90H86V89H85ZM134 90H135V89H134ZM140 90H141V89H140ZM148 90H149V89H148ZM150 90H151V89H150ZM161 90H162V88H161ZM174 90H175V89H174ZM216 90H217V88H216ZM216 90H214V91H216ZM228 90H229V89H228ZM230 90H231V89H230ZM248 90H249V89H248ZM120 91L118 90V92H120ZM138 91H139V90H138ZM214 91H213V92H214ZM218 91H219V90H218ZM225 91H226V93H227V90H225ZM241 91H242V90H241ZM241 91H240V92H241ZM255 91H256V90H255ZM135 92H136V91H135ZM149 92H150V91H149ZM166 92H168V90H167ZM169 92H170V91H169ZM175 92H176V91H175ZM175 92H174V93H175ZM230 92H231V91H230ZM240 92H239V93H240ZM144 93H145V92H144ZM179 93H180V92H179ZM210 93H211V92H209V93H207V92L204 93V92H203V96L205 95V97H206V95H207V94L210 95ZM221 93H222V92H221ZM226 93L224 92L223 94L226 95ZM242 93L244 94L243 91H242ZM117 94H118V93H117ZM117 94H116V95H117ZM136 94H137V93H136ZM147 94H148V92H147ZM164 94H165V93H164ZM175 94H176V93H175ZM213 94H214V93H213ZM217 94H218V93H217ZM229 94H230V93H229ZM232 94H233V93H232ZM240 94H241V93H240ZM245 94H247V93H245ZM11 95H12V94H11ZM133 95H135V94L133 93ZM171 95H172V94H171ZM173 95H174V94H173ZM173 95H172V96H173ZM177 95H178V94H177ZM177 95H176L175 97H177ZM181 95H182V94H181ZM219 95H220V94H219ZM219 95H218V98H219ZM224 95H223V96H224ZM247 95H248V94H247ZM249 95H250V94H249ZM201 96H202V95H201ZM210 96H211V95H210ZM232 96L235 97L234 95H232ZM263 96H264V95H263ZM179 97H181V96H179ZM189 97H190V96H189ZM193 97H194V96H193ZM193 97H192V98H193ZM208 97H209V96H208ZM208 97H207V98H208ZM177 98H178V97H177ZM200 98H202V97H200ZM203 98H204V97H203ZM203 98H202V101L205 99V98H204V99H203ZM216 98H217V97H216ZM220 98H221V97H220ZM220 98H219V100H215V99H214L215 103H213V106L216 105L217 107H220V109H221L222 106H220V105L225 104V103H226L225 101H227L228 97L226 96L227 99L225 98L224 100H222L224 97H223L222 99H220ZM238 98L241 99V97H237V99L234 98V101L231 102L232 105H233V103L235 104L237 100H240V99H238ZM242 98H243V97H242ZM247 98H248V97L246 96V99H247ZM150 99H151V98H150ZM184 99H187V100H188V99H191V98H187V97H185ZM193 99H194V98H193ZM193 99H192V100H193ZM230 99H231V97H230ZM244 99H245V97H244L242 100H244ZM248 99H249V98H248ZM248 99L246 100V102L248 101ZM136 100H137V99H136ZM175 100H176V99H175ZM181 100H183L182 97H181V99H179V101H181ZM205 100H206V99H205ZM231 100H233V98H232ZM235 100H236V101H235ZM242 100H241V102H240V101H239V102L242 103V102H243ZM137 101H139V100H137ZM179 101H178V102H179ZM184 101H186V100H183V102H184ZM207 101H208V100H207ZM212 101H213V100H212ZM250 101H251V99H250ZM149 102H150V101H149ZM183 102H182V103H183ZM186 102H187V101H186ZM204 102H206V101H204ZM224 102H225V103H224ZM244 102H245V101H244ZM244 102H243V103H244ZM260 102H261V101H260ZM134 103H135V102H134ZM136 103L138 104V102H136ZM156 103H157V102H156ZM206 103H208V102H206ZM209 103H210V102H209ZM231 103H230V104H231ZM240 103H239V104H240ZM247 103H249V102H247ZM247 103H245V104H247ZM128 104H129V103H128ZM128 104H125L124 106H126V105H128ZM145 104H146V103H145ZM152 104H153V103H152ZM157 104H158V103H157ZM157 104H156V105H157ZM179 104H180V103H179ZM183 104L188 105V106H185V105H182V104H180V105H181V106L188 107V108L191 107L190 105H192V103H191V104L183 103ZM194 104H195V103H194ZM226 104H227V103H226ZM226 104H225V105H226ZM245 104H244V105H245ZM130 105H131V104H130ZM203 105H204V107H205V104H203ZM207 105H208V104H207ZM228 105H229V104H228ZM248 105H251V104H248ZM82 106H83V105H82ZM124 106H123V108H124ZM133 106H134V105H133ZM163 106H164V105H163ZM165 106H166V105H165ZM209 106H211V104H210ZM236 106H237V104H236ZM236 106H235V107H236ZM202 107H203V106H202ZM206 107H207V106H206ZM223 107H224V105H223ZM237 107H238V106H237ZM237 107H236V108H237ZM242 107H243V104H242ZM248 107H249V106H248ZM89 108H90V107H89ZM123 108H122V109H123ZM157 108H158V107H157ZM162 108H163V107H162ZM198 108H200V107H198ZM198 108H197V110H198ZM228 108H229V106H228L227 109H226V110H227L226 113H229V112H230L229 114H231L230 109H232V108H230V109H228ZM233 108H234V107H233ZM236 108H235V109H236ZM239 108H240V107H238V109H239ZM90 109H91V108H90ZM178 109H180V108H178ZM178 109H177V110H178ZM216 109H217V108H215V110H216ZM224 109H225V107H224ZM238 109L236 110L237 112H238ZM241 109H242V108H241ZM243 109H244V108H243ZM243 109H242V110H243ZM245 109H247V108L245 107ZM245 109H244V110H245ZM248 109H250V107H249ZM248 109H247V110H248ZM124 110H125V109H124ZM124 110H123V111H124ZM127 110H128V109H127ZM139 110H141V109H139ZM242 110H240L239 112L241 113ZM244 110H243V111H244ZM141 111H142V110H141ZM149 111H150V110H149ZM156 111H157V109H156ZM159 111H160V110H159ZM159 111H157V112H159ZM172 111H173V110H171V112H172ZM179 111H180V110H179ZM200 111H202V112L204 113V115H203V113L201 112L202 115H203V117L205 116V118H206L207 115H206L205 112H204V111H206V110L204 109V111H203V109L201 108ZM220 111H221V110H220ZM232 111L235 112V110H233V109H232ZM243 111H242L241 114H243L246 110H245L244 112H243ZM249 111H250V110H249ZM145 112H146V111H145ZM151 112H152V111H151ZM164 112H166V111H164V110L161 111V113H163V114H164ZM176 112H177V111H176ZM197 112L199 113V111H197ZM207 112H208V111H206V113H207ZM210 112H211V111H210ZM212 112H213V111H212ZM218 112H219V111H218ZM234 112H232V113H233V114H236V112H235V113H234ZM108 113H109V111H108ZM110 113H111V112H110ZM124 113H125V112H124ZM168 113H169V112H168V110H167V114H168ZM172 113L174 114V112H172ZM181 113H182V111L179 112L180 115H182ZM240 113H238V114L241 115ZM245 113L247 114V112H245ZM245 113H244V114H245ZM263 113H264V112H263ZM141 114H143V113H141ZM141 114H140V115H141ZM154 114H156V113H154ZM176 114H177V115H176V117H175L174 119H176V121H177V124H176L177 126H176V127H178L180 124L185 123L186 120H183L182 118H179V117H183L184 113H183L182 116H179L178 113H176ZM210 114H211V113H210ZM210 114H209L208 116H210ZM215 114H216V113H215ZM219 114H220V113H218V115H219ZM244 114H243V115H244ZM42 115H43V114H42ZM110 115H111V114H110ZM131 115H132V114H131ZM134 115H135V114H134ZM145 115H146V114H145ZM156 115H157V114H156ZM165 115H166V114H165ZM171 115H172V114H170V116H171ZM212 115H213V114H212ZM220 115H221V114H220ZM220 115L218 116V118L220 117ZM236 115H237V114H236ZM124 116H125V115H124ZM127 116H128V114H127ZM127 116H125V118H126ZM142 116H143V115H142ZM166 116H167V115H166ZM177 116H178V117H177ZM241 116H242V115H241ZM129 117H130V116H129ZM131 117H132V116H131ZM146 117H147V116H146ZM148 117H150V114H149ZM163 117H165V116H163ZM168 117H169V116H168ZM171 117H172V116H171ZM212 117H213V116H212ZM215 117H217V116L215 115ZM221 117L223 118V115H221ZM225 117H226V116H225ZM235 117H239V118H240V116H235ZM235 117L232 118V115H231V118H230L231 120L234 119V121L231 122V123H233V125H235V124H237V123L240 122L239 124H240V127H241V126H242L241 123H243V125H244V124L247 122L246 116H243L245 119L242 118L243 121L246 120L245 123L242 121V119H240V120H239V119L236 120ZM120 118H121V117H120ZM154 118H155V117H153L152 119L155 120ZM159 118H160V116H159ZM228 118H229V116H228ZM247 118H248V114H247ZM126 119H127V118H126ZM141 119H142V118H141ZM143 119H144V118H143ZM143 119H142V120H143ZM148 119H149V118H148ZM148 119H147V120H148ZM150 119H151V118H150ZM156 119H157V118H156ZM181 119H182L184 122H182ZM202 119H203V118H202ZM210 119H211V117H210ZM210 119H209V120H210ZM220 119H221V118H220ZM225 119H226V118H225ZM123 120H124V119H123ZM135 120H137L136 117L134 118V121H135ZM145 120H146V119H145ZM147 120H146V121H147ZM153 120H152V121H153ZM160 120H161V119H159L158 121H160ZM163 120H164V119H163ZM171 120H173V118L170 119V122H171ZM178 120H180L182 123H181L180 121H179V123H178ZM206 120H207L206 122H208V118H206ZM214 120H215V118H214ZM218 120H219V119H218ZM218 120H217L216 123H218ZM228 120H229V119H227V122H224L225 120L223 121V119H222V122L226 123V124H224V126L226 125V129H225V128L222 129V130H221L222 133H223V132H224V133H228L229 135L232 134V135H233V138H235V137L237 136V134L239 135V133H241V136H243L244 134H247V132L242 133V131L245 130V127H244V126H245L246 124H245L241 129H240V127H237L238 125H236V127L233 126L234 129H235L234 132L236 133V134H235V133L233 132V133L235 134V136H234V134L231 132V130H232L233 128H231V127H232V126H231V123L228 122ZM235 120H236V121H239V122L236 123ZM110 121H111V120H110ZM137 121H138V120H137ZM166 121H167V120H166ZM189 121H190V120H189ZM189 121H188V122H189ZM191 121H192V120H191ZM210 121H213V120H210ZM229 121H230V120H229ZM262 121L264 122V117H263V120H262ZM130 122H131V121H130ZM135 122H136V121H135ZM154 122H155V121H154ZM164 122H165V120H164ZM188 122H186V124H188ZM222 122H220V123H222ZM132 123H133V121H132ZM140 123H141V122H140ZM144 123H146V122H144ZM150 123H151V121H150ZM173 123H175V121H174ZM173 123H172V124H173ZM209 123H210V122H208L207 124H209ZM227 123H229V124H228L229 127L231 126L230 128H228ZM130 124H131V123H130ZM130 124H129V125H130ZM157 124H158V123H157ZM167 124H171V123H168V122H167ZM178 124H179V125H178ZM186 124H185V125H186ZM194 124H195V123H194ZM202 124H203V123H202ZM16 125H17V124H16ZM135 125H136V124H135ZM143 125H144V124H143ZM143 125H142V126H143ZM155 125H156V124H155ZM185 125H184V126H185ZM191 125H192V124H191ZM209 125H210V124H209ZM212 125H214V124L212 123ZM221 125H223V123H222ZM149 126H150V124H149ZM188 126H189V124H188ZM199 126H200V125H199ZM206 126H208V125H204V128H205V129H206ZM215 126H216V124H215L213 127L216 128L215 130H217V129H218V126H216V127H215ZM127 127H129V126H127ZM134 127H135V126H134ZM138 127H139V126H138ZM150 127H151V126H150ZM152 127H154V126L152 125ZM185 127H186V126H185ZM208 127H209V129H210V128H211V125L208 126ZM123 128H124V127H123ZM130 128H131V127H130ZM158 128H159V127H158ZM163 128H164V127H163ZM166 128H167V127H166ZM166 128H165V129H166ZM168 128H169V129H168ZM168 128H167L168 130H166V131H170V128L173 129V128H175V127H171V126L169 127V126H168ZM181 128H182V127H181ZM181 128L179 127L178 130L180 131ZM186 128H188V127H186ZM186 128H185V129H182L180 132H182L183 130H186ZM199 128H200V127H199ZM204 128H203V129H204ZM219 128H220V127H219ZM222 128H223V127H222ZM227 128L229 129L228 132H226V131H227ZM263 128H264V127H263ZM74 129H75V128H74ZM113 129H114V127H113ZM115 129H116V126H115ZM117 129H119V127H118ZM117 129H116V130H117ZM124 129H125V128H124ZM126 129H127V128H126ZM135 129H136V128H135ZM148 129H149V128H148ZM150 129L152 130V128H150ZM203 129L200 128L201 133H199L200 131H199L198 129H196V130L192 129V130L195 131V133H191V132H190V133H185V131H183L184 134L181 133V134L183 135V136H181V137H182L183 139H185V140L187 139V141L190 140V141H188V143H187V144H189V142L191 143V140H195V141H196L197 138H198V139H199V138H200V139H201V138L203 139V137H205V138H204V140H205V139H208L209 136H212V135H211L212 133H216V132H213V131H215V130H211L212 132H211V134H209V132H210L209 130H204V131H202ZM212 129H213V128H212ZM236 129H238V130L240 129L241 132H239V131L236 130ZM242 129H244V130H242ZM33 130H34V129H33ZM35 130H36V129H35ZM35 130H34V131H35ZM63 130H64V129H63ZM116 130H113V131L116 132L115 134H114V132H113L114 135H116V134L118 135V133H117ZM129 130H130V129H129ZM136 130H138V129H136ZM145 130H146V129L144 128V129H143V133L145 132L144 135H146V132L148 131V130H146V131H145ZM156 130L158 131V129H156ZM173 130H174V129H173ZM173 130H171L172 133H173ZM219 130H220V129H219ZM225 130H226V131H225ZM37 131H38V130H37ZM37 131H36V132H37ZM122 131H124V130L122 129ZM152 131H153V130H152ZM157 131H156V133L158 134ZM189 131H190V130H189ZM194 131H192V132H194ZM196 131H198V132L196 133ZM217 131H218V130H217ZM221 131H219L220 135L222 134ZM229 131H230L231 133H229ZM68 132H69V131H68ZM127 132H128V130H127ZM135 132H137V131H135ZM139 132H140V131H139ZM139 132H137L138 135H139ZM161 132H162V130H161ZM186 132H188V130H186ZM121 133H122V132H121ZM147 133H148V132H147ZM151 133L154 134L155 132L153 131V132H151ZM162 133H163V132H162ZM175 133H176V132H175ZM127 134H128V133H127ZM127 134H126V135H127ZM140 134H142V133H140ZM148 134H149V133H148ZM148 134H147V135H148ZM160 134H161V133H160ZM169 134H170V132H169ZM169 134H168V135H169ZM176 134H178V133H176ZM228 134H225L226 137L224 136V134H222L223 136L221 135V136L223 137V140H222V137L220 138V135H218V134H217L218 137L216 136V138H217V139L219 138V139H221V140L223 141V142H221L222 144L219 145V146H221V147L223 146V148L228 147V148H225V149H228V150H229V149H232V146L234 147V144H235V143L233 144V141L236 142V140H237L236 143L238 144V141H240V140L237 139V137H236V140H235V139H232V136L230 135V137H231L230 139H231V140L229 139L228 141H229L230 146H231V144H232V146H231V147H230V146H226V145H227L226 143H228V141L225 142L224 140H225L227 137L229 138V135H228ZM242 134H243V135H242ZM163 135H164V133H163ZM163 135H162L161 137H163ZM208 135H209V136H208ZM250 135H252V134H250ZM119 136H120V135H119ZM119 136H115V137H118L117 139H121V136H120V137H119ZM130 136H132V134H130ZM133 136H134V135H133ZM139 136L141 137V135H139ZM156 136H159V135H156ZM207 136H208V137H207ZM248 136H249V135H248ZM248 136H247V137H248ZM261 136H263V137L260 138V140H259V142H258V144H257L256 146L260 145L259 143H261V140H264V139H263V138H264V135L261 134ZM142 137H143V135H142ZM142 137H141V138H142ZM144 137H145V136H144ZM165 137H166V136H165ZM170 137H171V136H170ZM170 137H166V138H168L166 141H172V138H170ZM214 137H215V136H214ZM214 137H213V138H214ZM247 137H246V139H247ZM258 137H260V136H258ZM89 138H90V137H89ZM89 138H87V139H89ZM92 138H93V137H91V139H92ZM135 138H138V137H135ZM213 138H212V139H208L207 142L209 143L210 140H211V141H212V140H215V139H213ZM238 138H240V137L238 136ZM250 138H251V141L253 142L252 137H250ZM91 139H90V140H91ZM139 139H140V138H139ZM144 139H145V138H144ZM151 139H152V137H151ZM162 139H163V138H160V140H162ZM183 139H182V140H183ZM217 139H216V140H217ZM240 139H241V138H240ZM244 139H245V138H244ZM244 139H243L242 141H246V140H244ZM248 139H249V138H248ZM254 139H256V138L254 137ZM76 140H77V139H76ZM79 140H80V139H79ZM121 140H122V139H121ZM157 140H158V139H157ZM157 140H156V142H155L154 139L151 140L152 143H153V142L155 143V144L153 143L154 145L151 143V144L154 146V148H153V146L150 144V147L152 148V150L150 149V147H147V148L144 150L143 148H145V146H144V147H140V146L142 145L143 142H141V144H139L138 142H136V143H138L140 146H139L138 144H134V145H136V147L134 146V147H135V150H136V152H134L135 154H134L133 152L131 153V152L128 150L129 147L126 148L125 145H122V143H123V142H122L123 140H122V141H121V146H122L125 150L121 147V149H123L124 152H123V154L120 156V159H121V161L123 162L124 166H126V167H125L126 171L128 170L129 166L131 167V165H132V167L134 166V169H135V168L141 169L142 172H144L145 168H146V169L148 168V169H147V172H148V171H149V167H150L149 165H151V166L153 167V164L150 162V161H153L152 159H154V161H156V163L154 162L155 165H156L157 163H160L159 161L161 160V158H164V157L166 156V159H167V157H169V156H167L168 153H164V154H163V151H161V149L164 148L163 150H164V152H166V151H165L166 148L164 147V145L166 146V145H167V142H164L165 140L163 139V142H164L165 144H163V146H162V145H161V144H162V141H161V142H160V141L158 142ZM182 140H181V141H182ZM232 140H233V141H232ZM84 141L86 142L87 140H84ZM95 141H97V140H95ZM108 141H111V140H108ZM124 141H125V138H124ZM128 141H129V140H128ZM128 141H127V142H128ZM201 141H202V140H201ZM201 141H200V142H201ZM217 141H218V140H217ZM217 141H212L211 143H212L214 146H217V145H215V144H217V143H216ZM247 141H248V140H247ZM157 142H158V143H157ZM176 142H177V141H175L174 143H176ZM192 142H193V141H192ZM200 142H199V140H198V143H200ZM207 142H206V143H207ZM240 142H241V141H240ZM256 142H257V140H256L255 142H253V145L256 144ZM18 143H19V145H21V142H18ZM86 143H87V142H86ZM95 143H97V142H95ZM128 143H129V142H128ZM168 143H169V142H168ZM182 143H183V142H182ZM211 143H209V144H207V145H210V146H211ZM218 143L220 144V140H219ZM241 143H242V142H241ZM244 143H245V145H244ZM69 144H70V143H69ZM123 144H124V143H123ZM132 144H133V143H132ZM132 144H131V145H132ZM159 144H160L161 146H160ZM201 144H202V143H201ZM223 144H224V145H223ZM225 144H226V145H225ZM249 144H251V143H249ZM83 145H85V143H84ZM91 145H92V146H91ZM91 145H90V147H93V149L91 148L92 150L87 149V148H88V145H87V146H84L83 150L81 149L80 151L76 152L77 156H83V157H84V156H94V157H99V156H102V155H103L104 150H103L102 148H101V149H96V148H94V147H95L94 144H91ZM131 145H129V146H131ZM137 145H138V146H137ZM156 145H157V147H156ZM158 145H159L160 147H158ZM169 145H171V142L169 143ZM174 145H176V144H174ZM191 145H192V144H191ZM193 145L197 148L196 145H198V147H199L200 144H197V142H194ZM193 145H192V146H193ZM207 145H206V146H207ZM97 146H98V145H97ZM97 146H96V147H97ZM126 146H128V145H126ZM167 146H168V145H167ZM183 146H184V149H185V147H186L185 144L182 145V147H183ZM192 146H191V147H192ZM219 146H217V147L219 148ZM241 146H242V147H243V146H246V142H243V144H241ZM241 146H237V149H236V150H238L237 154L240 152L239 149H240ZM247 146H248V145H247ZM31 147H32V146H31ZM86 147H87V148H86ZM137 147H140V148H142L144 151H146L147 153L141 151L142 154L145 153L146 155L149 153L147 150L150 149V155H148V156H149V158L151 157V160L149 161V159L147 158L148 156H146L145 154L142 155L141 152L139 151L140 148L137 149ZM155 147H156V150H157V151H154V150H153V149H155ZM168 147H169V146H168ZM176 147H177V145H176ZM182 147H181V149L179 150V152H181L182 150H184V149H182ZM189 147H190V146H189ZM207 147H208V149H209V148L211 149L213 146H211V147L207 146ZM207 147H206V148H207ZM242 147H241V148H242ZM263 147H264V145L261 144V146H260L259 149H262ZM81 148H82V147H81ZM85 148H86V149H85ZM131 148H132V146H131ZM159 148H160V149H159ZM172 148H173V147H172ZM178 148H179V146H178ZM186 148H188V147H186ZM206 148H205V149H206ZM213 148H214V147H213ZM215 148H216V147H215ZM223 148H222V150H223ZM246 148H249V147H246ZM246 148H245V151H246V152H245L244 149H243V152H244L246 155H245L244 153L241 152L242 155L244 154L243 157L247 156V154L249 155V154H250L249 151H253L252 149H251V150H246ZM251 148H252V147H251ZM73 149H74V150H72V151L75 152V149H76V148H73ZM79 149H80V148H79ZM132 149H133V148H132ZM142 149H140V150H142ZM158 149L162 152V154H163L164 156H163V155H158V156H157L156 154H154L155 152H156V153L158 152ZM167 149H168V148H167ZM174 149H175V150H174ZM174 149H173V150L176 151V148H175V147H174ZM190 149H191V151H192V148H190ZM201 149H202V148H201ZM225 149H224L223 151H225ZM111 150L114 151V150H115L114 147H111ZM127 150H128V151H127ZM137 150H138V152H137ZM188 150H189V149H188ZM214 150H215V149H212V153L214 154V153L216 152L215 155L218 156V157L221 155L220 152L223 153V154H225V155H228L227 153H229V152L231 151V150H229V152H226V151H227V150H226V151H225L226 153H224L222 150H221V151H218V152H217V150H216V151H214ZM219 150H220V149H219ZM263 150H264V149H263ZM34 151H35V150H34ZM65 151H66V150H65ZM70 151H71V150H70ZM70 151H68V152H70ZM160 151L158 152L159 154L161 153ZM168 151H170V147H169V150H168ZM185 151H186V150H184V152H185ZM193 151H195V150H193ZM208 151H209V150H208ZM213 151H214V152H213ZM151 152H154V153H151ZM187 152H188V151H187ZM189 152H190V150H189ZM235 152H236V151H235ZM235 152H234V153H235ZM71 153H72V152H71ZM138 153H139V154H138ZM169 153H170V152H169ZM172 153H173V151H172ZM175 153H176V152H175ZM181 153H182V152H181ZM181 153H178V154L176 153V154H177V155L180 154V157H181ZM193 153H194V152H193ZM193 153H191V155H193ZM210 153H211V150H210ZM234 153H233V154H234ZM251 153H252V152H251ZM253 153H255V151H253ZM68 154H69V153H68ZM152 154H154V155H152ZM165 154H166V155H165ZM173 154H174V153H173ZM173 154H170V155L172 156ZM176 154H174V157H173V158H175V156L177 157ZM185 154H187V153H185ZM201 154H202V153H201ZM217 154H219V155H217ZM223 154L221 155V158H222V156H223V157L225 156V155H223ZM237 154L235 155V157H233V155H232V157H230V158H233L234 161H235L236 158L238 159V158H241V157H242V156H240L241 154H240L239 156H238ZM70 155H71V154H70ZM72 155H73V153H72ZM72 155H71L70 157H72ZM199 155H200V154H199ZM152 156H153L154 158H153ZM162 156H163V157H162ZM188 156H190V155L188 154ZM196 156H197V155H196ZM200 156H203V157H204V155H200ZM200 156H199V157H200ZM213 156H214V155H213ZM70 157H69V158H70ZM159 157H160V160H158V162H157V158L159 159ZM199 157H198V159H199ZM203 157H201V160L199 159V160L197 161V159L193 156V158L196 159V160H195V161H196L195 164H194V163H191L190 160H189L188 162L191 163V164L189 163L190 165H194V166L196 165L197 167L199 166V168H200V166H201V165L203 166L204 163H205V161L208 160V159H205L204 162H202V161H203V160H202ZM170 158H171V157H170ZM170 158L167 159V160H166L165 158H164V159H165V161H168V162L170 161V162H171ZM185 158H186V156L184 157V159H185ZM187 158H188V157H187ZM193 158H190V159L192 160ZM219 158H220V157H219ZM221 158H220V159H221ZM182 159H183V158H182ZM182 159L180 158V159H178V160H182ZM233 159H231V161H233ZM248 159H249V158L246 157L244 160H245V161H248ZM253 159H254V158H253ZM69 160H70V159H69ZM162 160H163V159H162ZM178 160H177V162H175L176 164L178 163ZM244 160L242 161V163H241V162L239 163V160L235 161V162H237V163H232V162H231V163L234 164V165L236 164L235 166L233 165V167H231V168H230V167H228V169L225 168V167L222 168V169H226V170H229V168H230V169H231V170H230V173H229V174H226V178H225L224 180L222 179V180L219 182V184H216L218 188L215 189L214 186H216V185L213 186L214 190H212V191H213L214 193H212V192L210 191L211 194H212L211 196H213V197H212V198L209 197V198H211V199L209 200V201H211V203L209 204V206L214 202L215 204H217V205L214 204L215 206H218V205L222 204V205H224V206H230L231 208H235V209L237 210V212L234 213V215L236 214V216L234 217L235 219H234V218H233V219L236 220V221H235V222L233 221V222L235 223L234 226H236V224H238V227H239L238 230L235 231V232H236V235L232 237L230 234H232V233L234 234V229H235L236 227H235V228H234V226L232 227V225H230V223L233 224V222L230 221V223H229V227L231 226V227L233 228V229H232L233 232L230 233V234L227 232V234H224V235H223L225 238H226V236L228 237V238H226V239H227L226 242L223 241V240H225V238H224V239L222 238L223 240L221 239V241H222V243H223V246H222V245L219 246L218 244H220V243H217V242H216V243H217V244H216L215 241H213L212 244H211L210 241L213 240L214 237H212L211 240L208 239V242H210V244H209V243H208V244H209L210 246L207 247V245H208V244H207L206 247L209 248V251H208V249L205 251V249H206V247H205V243H206L207 240H206V238L202 237V238L205 239L206 241L203 240V241H204V242H202L203 245H202V244H201V245H202V248H204V247H205V248H204V250L201 249V251H203V253H202L201 251H200V253L204 255L203 258L206 257L207 255L209 256V255L211 254L210 256H213V257L215 258V262H217L218 264H222V263H223V264H224V263H226V264H234L233 261H234L235 259H233V261H232V259H230V257H229V258L226 257V256L229 255V254L224 255V253H228V252H229V253L231 252V253L236 254L235 256H237V257L240 259V260H238L239 263H240V262H243L242 264H258V263H259V264H264V235H263V236H260L263 232H262V233L260 232V234H259V231H260V230L257 231L258 229H255L256 227H254L255 230H254L253 228H250L251 225H252L251 227H253L254 222L257 220L256 216H258V215H257V213H258L257 211H258V210L255 211L256 214L253 213V212L250 213V211H249V210L252 208L251 204H257L258 206L255 205L256 207H259V209H260V208H263V209H260V211L263 210V212L261 211V213H262V215H264V214H263V213H264V161L262 160L263 163H262L261 161H259L261 164H258L259 162H258V163H251L252 161H250V162H245V163H244ZM101 161H102V160H101ZM172 161H173V160H172ZM183 161L185 162V161H187V160H183ZM200 161H201L202 163H201ZM229 161H230V160H229ZM234 161H233V162H234ZM254 161H255V160H254ZM34 162H35V161H34ZM69 162H70V161H69ZM148 162H150L151 164L148 163ZM184 162L182 163L183 165H181V163H178L179 165L177 164V166H176V164L174 165V166H176V167H179L180 165L182 166V167L180 168V173H182V174H183V172L185 171V170L183 169V168L185 167V166H184V165H185ZM188 162H186V164H188ZM197 162H198V163H197ZM212 162H214V160H213ZM212 162H211V163H212ZM256 162H257V161H256ZM39 163H40V162H39ZM74 163H75V162H74ZM85 163H86V162H85ZM163 163H165V162L162 161V164H163ZM171 163H172V162H171ZM199 163H200V165H198ZM206 163H207V162H206ZM88 164H89V163H88ZM121 164H122V163H121ZM147 164H149V165H147ZM162 164L160 163L159 165L161 166ZM168 164H169V163H168ZM214 164H215V163H214ZM232 164H230V165H232ZM74 165H75V164H74ZM155 165H154V166H155ZM170 165H173V164H170ZM170 165L168 166V169L172 167V169H170V171H169V170H168V171L166 170V169H167L166 166H165L166 168L164 167V170H165L164 172H168L169 175H170L171 173H173V172H171V170L174 171V168H175V167L173 168V166H170ZM190 165H189V166H190ZM211 165H213V164H211ZM227 165H229V163H228ZM258 165H259V166H258ZM22 166H23V165H22ZM72 166H73V165H72ZM91 166H92V165H91ZM93 166H94V164H93ZM162 166H164V165H162ZM186 166H188V165H186ZM202 166H201V167H202ZM206 166H207V165H206ZM157 167H159V166H157ZM191 167L194 168L193 166H191ZM191 167H189V168L191 169ZM210 167H211V166H210ZM93 168H94V167H93ZM153 168H154V167H153ZM204 168H206V167L204 166ZM211 168H213V167H211ZM100 169H101V168H100ZM129 169H130V168H129ZM134 169H133V170H134ZM151 169H152V168H151ZM155 169H156V168H155ZM182 169L184 170L183 172H182ZM195 169H196V168H195ZM195 169H194V170H195ZM197 169H198V168H197ZM197 169H196V172L198 171ZM209 169H210V168H209ZM209 169H208L207 171H209ZM213 169H214V168H213ZM222 169H221V171H222ZM8 170H9V169H8ZM101 170H102V169H101ZM135 170H136V169H135ZM162 170H163V169H162ZM162 170H161V171H162ZM176 170H177V169H176ZM178 170H179V168H178ZM187 170H188V168H187ZM192 170H193V169H192ZM199 170H200V172H202V173H203V171H205V169H204V170H203V169H202V170L199 169ZM226 170H224V171H226ZM86 171H87V170H86ZM153 171H154V170H153ZM207 171H205L203 174L205 175V173H206ZM210 171H211V170H210ZM16 172H17V170H16ZM127 172H128V171H127ZM174 172H175V171H174ZM212 172L214 173L213 170H212ZM217 172H218V171H217ZM217 172H216V173H217ZM184 173H187V172H184ZM190 173H191V172H190ZM209 173H211V172H209ZM209 173L207 172V174H209ZM218 173H219V172H218ZM222 173H223V172H222ZM12 174H13V173H12ZM93 174H94V173H93ZM133 174L135 175L136 172H135V173L133 172ZM147 174H148V173H146V175H147ZM155 174H156V172H155ZM155 174H154V176H155ZM157 174H159V173L157 172ZM163 174H164V173H163ZM163 174L161 173V175H160L161 178H162V176H163V178H164V177H165V178H168V177H169V179H167V180L165 179L166 181H165V180H162V181H164V183H165V182H167V181L170 180L171 184H170V183H167L166 186H168V187L172 186V187L167 188L164 184H163V185H164V186H163L162 183H160V186L157 185V187H158V191L160 190L159 187H161V186H163L164 188L166 187L165 190L167 189V191H168L169 193H170V191H171L170 194L167 193V195H168L169 198H170L172 195H174V194H173V192H174V189H173L174 187H173V186H175L176 184H178L177 182H178V180H179L180 178H179L178 180L175 181V182H176L175 185H172V184H174V183H172V181L174 182V179H177V178H175V177L177 176V173H173L174 176H173V174H172L171 176H169V175L166 174V173H165L164 175H163ZM178 174H179V173H178ZM182 174H180V175H182ZM199 174H200V173H199ZM203 174H201L202 177H200V180H201V181L205 178V177L203 176ZM14 175H16V174L14 173ZM129 175H130V174H129ZM149 175L152 176L151 172H150V174H148L147 176H149ZM175 175H176V176H175ZM183 175H184V174H183ZM183 175H182V176H183ZM187 175H189V173H187ZM187 175H186V176H187ZM201 175H200V176H201ZM213 175H215V174H213ZM213 175H212V176H213ZM98 176H99V174L97 175V177H98ZM125 176H126V175H125ZM147 176H146V177H147ZM157 176H158V175H156V177H157ZM189 176H190V175H189ZM189 176H187V177H189ZM195 176H196V175L194 174L193 178L190 177V181L193 180V179H195V180H196V179H197V180L199 179V178H197L198 176H196V178H195ZM206 176L208 177V175H206ZM209 176H210L209 178L212 177L211 175H209ZM14 177H16V176H14ZM94 177H95V176H94ZM100 177H101V176H100ZM132 177L134 178V176H132ZM141 177H142V176H140V178H141ZM171 177H174V178H173V179H170ZM178 177H179V176H178ZM203 177H204V178H203ZM207 177H206V178H207ZM127 178H128V177H127ZM142 178H143V177H142ZM148 178H149V177H148ZM150 178H151V177H150ZM153 178H154V177H153ZM153 178H152V179H153ZM161 178H157L158 181H159V179H161ZM183 178H185V177L183 176ZM191 178H192V179H191ZM201 178H202V179H201ZM118 179H120V178H118ZM138 179H139V178H138ZM157 179H156V180H157ZM120 180H122V182H123V179H122V178H121ZM125 180H126V179H125ZM127 180H129V179H127ZM134 180H135V179H134ZM195 180H194V181H195ZM204 180H205V179H204ZM204 180H203V181H204ZM14 181H15V178H14ZM72 181H73V180H72ZM74 181H75V180H74ZM140 181H141V180H140ZM142 181H143V180H142ZM158 181H157V182H158ZM181 181H182V180H181ZM187 181H188V180H187ZM99 182H100V181H99ZM136 182H137V178H136ZM150 182H151V181H150ZM157 182H156V184H157ZM179 182H180V180H179ZM15 183L17 184V180L15 181ZM76 183H77V181H76ZM86 183H87V182H86ZM123 183L126 184L127 182H123ZM180 183H181V182H180ZM180 183L178 184V188H180V187H179ZM193 183H194V182H193ZM198 183H200V182H195V184H193V185L197 186ZM13 184H14V183H12V185H13ZM81 184H82V183H81ZM125 184H124V187H125ZM140 184H141V183H140ZM165 184H166V183H165ZM169 184H170V185H169ZM191 184H192V181H191ZM75 185H76V184H75ZM119 185H120V184H119ZM127 185H128V184H127ZM145 185H146V186H147V185L149 186V184H145ZM193 185H192V186H193ZM17 186H18V184H17ZM59 186H61V185H59ZM62 186H63V185H62ZM132 186H133V185H132ZM136 186H137V183H136ZM136 186H135V188H138V186H137V187H136ZM141 186H143V184H142ZM146 186H144L145 190H146V188H147V189L150 188V190H149V193H150V191L152 190L151 188H153V186H152V187H148V186L146 187ZM187 186H188V185H186V187H187ZM195 186L192 187V188H195V189H196L197 187H195ZM200 186H201V185L199 184V187H200ZM204 186H206V185H204ZM204 186H201V187H204ZM13 187H14V186H13ZM18 187H19V186H18ZM63 187H64V186H63ZM73 187L75 188V186H73ZM90 187H91V186H90ZM124 187L122 188V189H123L122 191H124V189H125ZM130 187H131V186H130ZM130 187L127 186V188L131 189ZM157 187H156V188H157ZM163 187H162V188H163ZM189 187H190V186H189ZM55 188H56V187H55ZM55 188H54V190H55ZM67 188H68V187H67ZM154 188H155V186H154ZM156 188L153 189V190L157 191ZM162 188H161V189H162ZM164 188H163L162 190H164ZM171 188H172V189H171ZM181 188H183V187H181ZM187 188H188V187H187ZM207 188H208V186H207ZM209 188H210V187H209ZM209 188H208V189H209ZM21 189H22V188H21ZM61 189H62V188H61ZM70 189H71V188H70ZM81 189H82V188H81ZM168 189H170V190H168ZM185 189H186V188H185ZM197 189H200V188H197ZM208 189H207V191H208ZM14 190H16V187H15ZM52 190H53V189H52ZM134 190H135L134 192L136 193L137 190H139V189H137V190L134 189ZM145 190H144V192H145ZM162 190H161V192L165 195L166 191H165V190L162 191ZM179 190H180V189H178L175 193L177 194V192H178ZM201 190H202V189H201ZM203 190H204V189H203ZM205 190H206V189H205ZM22 191H23V190H22ZM22 191H21V193H23ZM33 191H34V190H33ZM122 191H120V192H121L120 194H119V191L117 192V193H118V194H117V195H118L117 197H119V195L122 194ZM125 191H126V190H125ZM125 191H124V192H125ZM185 191H186V190H185ZM199 191H200V190H199ZM107 192H108V191H107ZM130 192H131V191H130ZM134 192H132V193L135 194ZM142 192H143V191H142ZM142 192H140V193H142ZM161 192H160V193H161ZM180 192H181V191H179V193H180ZM182 192H184V191L182 190ZM189 192H190V191H189ZM189 192H188V193H189ZM201 192H202V191H201ZM201 192H200V193H201ZM204 192H205V191H204ZM160 193L158 192L156 195H153V194H152V198H151V199H147V198H146V199L144 200V202H147L148 200L151 201V202L153 203V205H154V207H151V208L153 209V208H155V206L158 207V205H160V208H164V206H165L166 204H167L166 206H168V208H170V207H171V202H170V201H172V204H174V202H177L178 200H182V199H179L180 197H179V198L177 197L178 194L175 195V197L178 198V200L175 199V200H176V201H175V200L172 199L173 197L170 198V199L167 198L168 196H166V195H165L166 197H165V196H162V197H161V195H163V194H160ZM185 193H186V192H185ZM200 193L198 192L199 196H200ZM205 193H207V192H205ZM93 194L97 195L96 192H95V193L93 192ZM147 194H148V193H147ZM171 194H172V195H171ZM182 194H183V193H182ZM201 194H202V193H201ZM13 195H14V194H13ZM16 195H18V194H16ZM19 195H20V194H19ZM126 195H127V196L129 195V193H128L127 191H126ZM126 195H125V196H126ZM130 195H131V194H130ZM138 195H142V196H143V194H139V193H138ZM202 195H204V194H202ZM209 195H210V193H209ZM32 196H34V194H33ZM100 196H101V195H100ZM146 196H147V195H146ZM146 196H145V197H146ZM149 196H150V195H149ZM178 196H179V195H178ZM181 196H183V195H181ZM11 197L13 198V196H11ZM25 197H26V196H25ZM25 197H24V198H25ZM120 197H121V196H120ZM120 197H119V198H120ZM122 197H123V195H122ZM122 197H121V200H122ZM128 197H129V196H128ZM131 197H132V195H131ZM133 197H134V195H133ZM147 197H148V196H147ZM164 197L167 198V199L169 200V203H170V204L168 203V201H167V202H164V201H163V203H162V200H163V199L161 200V198H164ZM175 197H174V198H175ZM184 197H185V195L183 196V199H186V198H187V197H185V198H184ZM196 197H198V196H196ZM203 197H204V196H202V198H203ZM205 197H207V196L205 195ZM205 197H204L203 200H201V201L204 202ZM244 197H245V198H244ZM12 198H11V199H12ZM14 198H15V197H14ZM14 198H13V199H14ZM24 198H23V199H24ZM140 198H141V197H140ZM148 198H149V197H148ZM181 198H182V197H181ZM199 198H200V197H199ZM202 198H201V199H202ZM209 198H208V199H209ZM243 198H244V199L247 198V203H246V204H243V203H244V201H243L244 199H243ZM11 199H10V201H13L12 207H13L14 209L18 208V207L22 204V201H23V200H22V201H19V200H17V199H15V200H11ZM18 199H19V198H18ZM94 199H95V200H94ZM94 199H93V200H94V204H95V203L97 204L98 201H96V200H98V199H96V197H95ZM117 199H118V198H117ZM117 199H116V202H117ZM141 199H142V198H141ZM171 199H172V200H171ZM208 199H207V200H208ZM25 200H26V199H25ZM127 200L129 201L128 198H127ZM160 200H161V202H160ZM187 200H188V201H186V202L184 201L185 203H184L183 201H182L183 203H182V202L179 203V201H178V203H179V204L177 203L178 206H176V203H175L174 205H172V206H173V207H174V206H175V207H180V206H182V207H180V208H182V209H183V208L186 209L185 207H188V206H189V205H187L189 201H193L192 203H194V199H193V200H189V199H187ZM95 201H96V202H95ZM111 201H112V200H111ZM111 201H109V203H110ZM118 201H119V200H118ZM142 201H143V199H142ZM165 201H166V199H165ZM195 201H196V198H195ZM197 201H198V203H199V199H197ZM201 201H200V202H201ZM209 201H208V202H209ZM101 202H102V201H101ZM122 202H123V204L125 203V201H122ZM132 202H134V201L132 200ZM137 202H138V201H137ZM137 202L135 201V203H137ZM205 202H206V201H205ZM205 202H204V203H205ZM24 203H25V201H24ZM24 203H23V205H24ZM106 203H107V202H106ZM112 203H113V201H112ZM127 203H128V202H127ZM127 203H126V204H127ZM135 203H134V204H135ZM164 203H165V204H164ZM198 203H196V204H198ZM218 203H219V204H218ZM2 204H3V203H2ZM110 204H111V203H110ZM168 204H169V205H168ZM182 204H183V205H182ZM184 204H185L186 206H185ZM202 204H203V203H202ZM6 205H7V204H6ZM40 205H41V204H40ZM97 205H99V204H97ZM114 205H115V204H114ZM114 205L112 204V206H114ZM116 205H117V204H116ZM153 205H152V206H153ZM161 205H162V206H161ZM163 205H164V206H163ZM193 205H194V204H193ZM242 205H246V207H248V209H247L246 211H244V210H243V211H244V212H247V211H248V216H249V213H250V216H249V217H252V218H253V215H254V214L256 215V216L254 215V219H253V220L250 218L252 221H251V220H250V221H249V220H246L247 216H245V217H246V218H245V217H244L245 213H244L243 211H240V210L244 207V206H242ZM119 206H121V204H120ZM125 206H127V205H125ZM130 206H131V205H130ZM130 206H127V207L129 208ZM133 206L136 207L135 205H133ZM133 206H132V207H133ZM139 206H140V205H138V207H139ZM183 206H184V207H183ZM196 206H198V205H196ZM199 206H200V204H199ZM209 206H208V207H209ZM212 206H213V205H211L210 208H212ZM224 206H221V208L224 207ZM249 206H251V208H250ZM99 207H100V206H99ZM99 207H98V206L96 207V205H95V208H96V209L99 208ZM138 207H137V208H138ZM246 207H244V208H246ZM256 207H255V208H256ZM50 208H51V207H50ZM53 208H54V207H53ZM95 208H94V209H95ZM128 208H127V209H128ZM148 208H149V207H148ZM148 208H147V209H148ZM166 208H167V207H166ZM171 208H172V207H171ZM171 208L168 209V210H170V213H169L168 215H166V214L169 212L167 209L164 208L165 210L168 211L167 213H165L166 211H165L164 209H161V210L164 211L163 213H161L162 216H163L164 213H165V219H166V217H168V216H169V218H170V215H171V218L174 217L173 213H171V210H172V212H173L174 209H171ZM189 208H190V207H189ZM206 208H207V207H206ZM213 208H217V207H213ZM219 208H220V206H219ZM249 208H250V209H249ZM3 209H4V208H3ZM124 209H126V208H124ZM158 209H159V208L153 209V210L155 211L154 213H153V210H151V209H150V210H151V212H152L153 215H154V214L156 213V211H158ZM204 209H205V204H204ZM226 209H227V208H226ZM40 210H41V209H40ZM97 210H101V211H102V209H97ZM105 210H107V209H104V211H105ZM133 210H135V209H133ZM179 210H180V209H179ZM212 210H213V209H212ZM223 210H224V209H223ZM223 210H222V211H223ZM236 210H234V211H236ZM1 211H2V210H1ZM4 211H6V210H4ZM119 211H120V210H119ZM119 211H117V212L119 213ZM124 211H125V210H124ZM128 211H129V210H128ZM131 211H132V210L130 209V212H128V213L131 214ZM138 211H139V210H138ZM159 211H160V209H159ZM182 211H184V210H181V212H182ZM227 211H228V210H227ZM229 211H230V212H231V211L233 212V209H232V210H229ZM252 211H253V210H252ZM260 211H259L258 214H261ZM33 212L35 213V210H34ZM38 212H39V214H40L42 211H39V210L36 211L37 214H38ZM102 212H103V211H102ZM102 212H100V213H102ZM106 212H107V216H109V217H112V216H113V214L111 213V210H107ZM126 212H127V210H126ZM126 212H122V213H126ZM132 212H133V211H132ZM160 212H162V211H160ZM160 212H158L157 215L161 217ZM174 212H175V211H174ZM176 212H177V211H176ZM185 212H186V214L189 213V209H188V212H187V209L185 210ZM230 212H227V213L230 214ZM3 213H4V212H3ZM3 213L0 212V227H2V229H3L2 233L0 232V241H1V239H2L3 237H7V236H8V235L6 236V234H3V232H4V233L9 232L8 234H10L11 231L14 230L12 233L15 234V233L18 232V234H20L19 232H22L21 230L24 229V226H23L22 229H21V226H22V225L20 226V224H21L20 222H18V223H20L18 226H20V229H21V230H20L18 227L15 228V226L12 225V224H13L12 222H11V223L9 222V223H7L8 225H5V226H4V224H5L4 222H6V217H5V216H6L7 214H9V212H8L7 214L5 213V215H4ZM10 213H11V212H10ZM23 213H24V212H23ZM23 213H22V214H23ZM30 213H31V212H30ZM42 213H43V212H42ZM103 213H104V212H103ZM135 213H136V214H135ZM145 213H146V210H145L144 214H145ZM152 213H149V216H150L151 218L153 217V218H152V220H153V219H154L155 217H157V216L154 217V216L152 215ZM182 213H183V216H185V218H187V220L190 221V218L192 217V216L190 215V213L187 214V215H186V214L184 215V212H182ZM212 213H213V212H212ZM120 214H121V213H120ZM120 214H119V215H120ZM150 214H151V215H150ZM246 214H247V213H246ZM251 214H252V216H251ZM10 215H11V214H10ZM10 215H9V217H10V218L12 217L11 219H14V218H15L14 216H10ZM25 215H26V213H25ZM25 215H24V216H25ZM29 215H30V214H29ZM31 215H32V214H31ZM31 215H30L28 218H25V220H26V219H29L30 217L33 218ZM34 215L36 216V214H34ZM43 215H44V214H43ZM132 215H133V214H132ZM140 215H141V213H140ZM155 215H156V214H155ZM172 215H173V216H172ZM188 215H190V218H189ZM24 216H23V217H24ZM26 216H28V214H27ZM35 216H34V218H35ZM37 216H39V215H37ZM37 216H36V217H37ZM92 216H93V215H92ZM187 216H188V217H187ZM41 217H42V216H41ZM41 217H39V218H41ZM44 217H45V216H44ZM44 217H43V218H44ZM98 217H99V215H98ZM115 217H116V214H115ZM115 217H114L112 220H114ZM121 217H122V216H121ZM163 217H164V216H163ZM7 218H8V216H7ZM10 218H9V219H10ZM37 218H38V217H37ZM39 218H38V219L35 218V219H33V220H35V222H36V220H40ZM116 218H117V217H116ZM122 218H123V217H122ZM151 218H150V219H151ZM157 218L159 219V217H157ZM188 218H189V219H188ZM213 218H214V216H213ZM213 218H211V219L213 220ZM259 218H260V217H259ZM259 218H258V219H259ZM15 219H17V218H15ZM15 219H14V220H10V221L15 222V221H16ZM133 219H134L135 221H136V220H140V216L137 214V211L134 212V218H133ZM150 219H148V220H149V222H151L150 225H152V223L154 222V220H153V222H152V220L150 221ZM158 219H157V220H158ZM161 219H162V217H161ZM174 219H176V213H175V218L169 219L168 221L171 220V221L173 222ZM179 219H182V218H180V216H179ZM179 219L177 218L176 220L178 221ZM191 219H192V218H191ZM222 219H223V218H222ZM222 219H219V220H222ZM18 220H19V218H18ZM51 220H52V219H51ZM55 220H57V221H55V224L57 223V225H59V223H60V222L58 221L59 219H55ZM98 220H99V219H98ZM134 220H133V221H134ZM142 220H143V219H142ZM142 220H140V222H141ZM185 220H186V219H185ZM223 220H224V219H223ZM223 220H222V221H223ZM23 221H24V220H23ZM27 221H28V220H27ZM27 221H26L25 223H27ZM42 221H43V219L41 218V222H42ZM44 221H45V220H44ZM159 221H162V220H159ZM163 221H164V218H163ZM165 221H166V220H165ZM171 221L168 222V224L171 223L172 226H173V228H174L175 224L173 225L174 222L172 223ZM183 221H184V218H183ZM191 221H192V220H191ZM191 221H190V222H191ZM204 221H205V219H204ZM204 221H203V223H204ZM222 221H221V222H222ZM7 222H8V220H7ZM16 222H17V221H16ZM31 222L34 223V225H33L32 223H30V222H29V224L27 223L28 227H26L27 230L24 229L25 232L28 231V230L30 229V227H32V226H33V228H31L32 230L35 228V226H38V225H37V222H38V221H37L36 223L33 222V221H31ZM41 222H40V225H41ZM113 222H114V221H113ZM136 222H137V221H136ZM142 222H143L142 224H140L139 222H137L136 224L139 223L140 226L144 224L143 226H145V225L148 223V224H147V227L151 229V227L148 226V225H149V222H148V221H146V224H145L144 221H142ZM181 222H182V220H181ZM181 222H180V220H179V222H178V223L176 222V223L179 224V223H181ZM198 222H199V221H198ZM198 222H197V223H198ZM1 223H2V224H1ZM3 223H4V224H3ZM18 223H15L14 225L17 226ZM25 223H22V224L24 225ZM45 223H46V222H45ZM159 223H161V222H159ZM185 223H187V221H186ZM188 223H189V222H188ZM203 223H202V225H203ZM217 223H219V222H217ZM9 224L12 225V230L9 229L10 231H7L8 228H6V227L10 226ZM30 224H31L32 226H31ZM48 224H49V223H48ZM55 224H54V226H55L54 228H56V226H57V225H55ZM90 224H91V223H90ZM90 224H89V225H90ZM161 224H162V223H161ZM164 224H166V223H163V225H164ZM171 224H170V225H171ZM191 224H192V223H191ZM213 224H214V223H213ZM258 224H259V223H258ZM43 225H44V224H43ZM94 225H95V224H94ZM183 225H184V224H183ZM183 225H182V227H183ZM189 225H190V223H189ZM200 225H201V224H200ZM204 225H205V224H204ZM217 225H218V224H217ZM261 225H262V223H261ZM25 226H26V224H25ZM49 226H50V225H49ZM90 226H91V225H90ZM143 226H141V227H143ZM159 226H160V225H159ZM177 226H178V225H177ZM185 226H188V224H187V225L185 224ZM219 226H221L220 228H222V225H219ZM256 226H258V225H256ZM259 226H260V225H259ZM60 227H61V226H60ZM92 227H93V226H92ZM108 227H109V226H108ZM110 227H111V226H110ZM147 227H143V229H146V230H148V232H149V229H147ZM161 227H162V226H161ZM163 227H165V226H163ZM168 227H169V226H168ZM168 227H167V228H168ZM170 227H171V226H170ZM170 227H169V228H170ZM178 227L180 228V226H178ZM191 227H192V225L190 226V228H189V226H188V230L190 229V230H192V232H193V229H191ZM194 227H195V226H194ZM194 227H193V228H194ZM229 227H228L227 229H229ZM5 228H6V229H5ZM9 228H11V226H10ZM38 228H39V226H38ZM54 228H53V230H56V229H54ZM57 228H59V227L57 226ZM93 228H94V227H93ZM96 228L98 229L99 227H96ZM96 228L91 229V232L94 231ZM128 228H129V227H128ZM173 228H172V230H170L171 228H170V229H166V230H169L170 232H173ZM179 228H178V229H179ZM262 228H263V226H262ZM17 229H19V230H17ZM31 229H30L28 232H29L30 234L32 233V237H34V235H36V234H38L39 237H40V234H41V233H37V232H42V231L40 230L41 228L39 229L40 231H34V230H36L37 228L34 229V230H33L34 232H32ZM59 229H61V228H59ZM97 229H96V231L98 232ZM157 229H158V228H157ZM161 229H162V228H161ZM175 229H177V228H175ZM182 229H185V230H186L185 227H183ZM182 229H181V230H182ZM205 229H206V228H205ZM227 229H224V230L227 231ZM236 229H237V228H236ZM260 229H261V228H260ZM15 230H16L17 232H16ZM37 230H38V229H37ZM43 230H44V229H43ZM53 230L50 231L49 233H46V232L43 233L45 237L41 234V235H42L41 237H43V239L45 238L44 241H42V238H41V237L39 238V237L36 235V236L39 238V240L41 239V241H38V238H37V240H35L36 244H37V241H38V242H39V247H41V246H40V245H41L40 242L43 243V244H44V242H45V243H47L48 245L50 244V245H49V248H50L51 243L48 242V240L51 241V238H52V237H50V239H48V238H49L50 235H52L51 233H54V232H55V231L53 232ZM118 230H119V228L117 227V231H118ZM166 230H164L165 233H167ZM181 230H180V231H181ZM185 230H182V231H185ZM188 230H187L186 232H184V234H185V233L187 234V232H189ZM229 230L231 231V229H229ZM229 230H228V231H229ZM6 231H7V232H6ZM30 231H31V232H30ZM81 231H82V230H81ZM81 231H80V232H81ZM96 231H94V232H96ZM141 231H142V228H141L140 232H141ZM143 231H145V230H143ZM176 231H177V230H176ZM178 231H179V230H178ZM178 231H177V232H178ZM180 231H179V232H180ZM207 231H208V230H207ZM261 231H263V230H261ZM23 232H24V231H23ZM23 232H22V233H23ZM88 232H89V231H88ZM129 232H130V231H129ZM154 232H155V231H154ZM154 232H153L152 234H154ZM160 232H161V230L158 231V232H156V233H158L157 235H159ZM177 232H176V233H177ZM209 232H210V231H209ZM214 232H215V231H214ZM29 233H28V234H29ZM35 233H36V234H35ZM55 233H56V232H55ZM143 233H144V234L146 233V234L148 235L147 232H143ZM197 233H198V232H197ZM202 233H203V232H202ZM224 233H225V232H224ZM2 234H3L4 236H3ZM14 234L12 235V237H15V236L18 237V234H15V236H14ZM24 234H26V233H23V235H20V236H24ZM30 234H29V237H31ZM33 234H34V235H33ZM45 234H46V235H45ZM75 234L77 235V237H75V238H78L79 235H78V231H77V229H76V233H75ZM88 234H89V233H88ZM88 234L86 233V234H84V235H87V236H88ZM144 234H143V235L141 234V235L144 236ZM146 234H145V235H146ZM149 234L151 235L150 232H149ZM161 234L167 236V234H163V231L160 233V235H161ZM173 234H175V233L173 232ZM173 234H171V235L174 236ZM211 234H212V233H211ZM228 234H229V236H228ZM1 235L3 236L2 238H1ZM26 235H27V234H26ZM26 235H25V236H26ZM48 235H49V236H48ZM61 235H62V233H61ZM91 235H93V233H91ZM157 235L154 234V236H153L152 238H151V236H149L150 239H149V237L147 236V238H148V240L150 241V240H153V239H155V238L157 239V237H159L158 240H160V236H157ZM189 235H190V233H188V236H189ZM203 235H205V234H203ZM203 235H202V236H203ZM20 236H19V238H18V240L21 238V240H19L20 244H18L19 242L16 241V239H17L16 237H15V239H14V238H13V239H14L15 242L17 243L16 246L18 245V247H21L22 250H23V248H25V249L28 250V251L26 250L27 253H25V254H28V255H29V253H30L29 250H30V249H31V253H33L35 250H36V253H37L38 250L35 249V248H38V249H39V252L42 253V252L40 251L41 248L37 247L38 244H37V246H35L36 244L33 243L34 245H32V246H34L35 248H34V247H32V248L29 247V249H28V247H25V246H27V245H31V244H32V243L29 244V242H31V241L33 240L32 237L30 238V240L25 239V241L27 240V241H29V242H28V244H24V246H23L22 243H24L25 241H22V239L24 240V238H23V237H20ZM25 236H24V237H25ZM46 236H47V237H46ZM53 236H54V235H53ZM55 236H56V235H55ZM138 236H139V235H138ZM166 236H164V237H166ZM169 236H170V234H169ZM169 236L166 237V239H168ZM172 236H171V237H172ZM175 236H176V235H175ZM177 236H178V235H177ZM179 236H181V235L179 234ZM179 236H178V238H179ZM182 236H183V239H182ZM182 236L180 237L181 239H178V241L175 242V240H174V243L177 244L176 246H179V245H180V242H179L180 240H183L182 242H184V243H186V241L188 240L190 243H186V245L188 244V246H190L191 248H193V246H191V245H193V244H192V241H190V239H192V234H191L190 239H186V241H185L184 237L186 238L187 235L184 236V235L182 234ZM216 236H217V235H216ZM230 236H231V237H230ZM29 237H27V238H29ZM57 237H58V236H57ZM95 237H97V236H95ZM98 237H99V236H98ZM100 237H101V236H100ZM154 237H155V238H154ZM206 237H207V236H206ZM34 238H36V237H34ZM46 238H47V242L45 241ZM91 238H94V237L91 236L90 239H91ZM144 238H145V237H143L142 239H144ZM195 238H196V236H195ZM207 238H208V237H207ZM10 239H11V240H10ZM10 239H7L8 244L10 243V241H11V243L13 242V244H12V245L9 244V246H8V248H7V246H5V243H7V241L4 240V238H3V240L5 241V242L3 241V245H4V247H6V248H4L5 250L1 248L2 251H3V252L1 251V253H4V251L8 250V249L10 248V245H11V246H13V247H11V249H9V251L11 250L10 252H11V257H12V256L15 254V252H14V251H16L15 249L18 250V253L21 251V249H19V248L17 247V248H15V249L13 250V248L15 247V246H14V241H13L12 238H10ZM61 239H62V238H61ZM98 239H99V238H98ZM156 239H155L154 241H156V242L158 243L159 241L156 240ZM169 239H170V238H169ZM175 239H176V237H175ZM197 239H200V238L198 237ZM215 239H216V237L214 238V240H215ZM52 240H54V237L52 238ZM63 240H66V239L63 238ZM77 240H78V239H77ZM145 240H146V238H145ZM148 240H146V241L144 242V244H146V243L149 244V241H148ZM161 240H162V237H161ZM27 241H26V243H27ZM91 241H92V239H91ZM94 241H95V240H94ZM94 241H93V242H94ZM137 241H138V240H137ZM140 241H141V240H140ZM162 241H163V240H162ZM164 241H165V240H164ZM168 241H169V242H168ZM168 241H167V243H165L166 245H167L168 243H170V240H168ZM171 241L173 242V239H171ZM188 241H187V242H188ZM196 241H197V240H196ZM218 241H220V239H219ZM221 241H220V242H221ZM21 242H22V243H21ZM32 242H34V241H32ZM56 242H57V241H56ZM64 242H65V241H64ZM64 242L62 241V243H64ZM93 242H92V243H93ZM96 242H97V241H96ZM134 242H135V241H134ZM138 242H139V241H138ZM177 242H179V245H178ZM194 242H195V241H194ZM194 242H193V243H194ZM57 243H58V242H57ZM92 243H91V244H92ZM136 243H137V242H136ZM139 243L141 244V242H139ZM153 243L155 244V242L152 241L151 244L153 245ZM161 243H162V242H161ZM184 243H183V244H184ZM195 243H197V242H195ZM199 243H200V242H199ZM213 243H215V246H212ZM8 244H6V245H8ZM43 244H42V245H43ZM65 244H66V243H65ZM67 244H68V243H67ZM137 244H138V243H137ZM142 244H143V243H142ZM144 244H143V245H144ZM162 244H163V245H160V246H159V247L161 248V251L158 252L160 249H158V251H156V252L160 253V255L158 254L159 256L157 257V256H156L157 254H155V258H151V257H150L152 260L158 258V260H155V261L153 260V261H154V262H153L154 264H155V262H156V263L158 262V264L161 262V261H159V258H160L162 255H163L164 258H165V261H164L163 257L161 258V259H163V260H162L163 264H166V263H168V262H169L168 264H170V262H171L172 264H177L176 261H178V260H181V263H182V261H183V259H184V256H185L186 254H187V256H188V255H189V256L192 255V254H190V253H192V251L189 250V248L186 249V246H185V251H184V247L181 246V247H183V249L178 247V249L181 251L180 253H179V250H178V249H177L178 252H177L175 249H174V250H175L176 252H173V251H172V248L174 247L175 244L172 243V245H169V244H168V245L170 246V249H171V251H169V252H171V254H172V252H173V253H177V254H175V255H178V253L181 254V255H183V258L180 257L181 255H180V256L178 255L179 259L176 258L177 256H176V257L174 256L177 260L172 259V258H173L172 255H173V254L170 255L169 252H168V253L166 252L167 249H169V247L166 246V247H167V248H166L165 245H164V243H162ZM183 244H181V245H183ZM0 245L2 246V243H1V242H0ZM19 245H20V246H19ZM45 245H46V244L43 245V248H44ZM149 245H150V244H149ZM157 245H159V244H157ZM184 245H185V244H184ZM197 245H198V244H197ZM197 245L195 244L194 246H197ZM1 246H0V247H1ZM69 246H70V245L68 244V245L66 246V249H68ZM138 246H139V245H138ZM141 246H142V245H141ZM145 246H146V245H145ZM162 246H164V247H162ZM171 246H173V247H171ZM188 246H187V247H188ZM45 247H46V246H45ZM56 247H57V246H56ZM90 247H91V246H90ZM139 247H140V246H139ZM151 247H152V246H149L150 249H148V250H151ZM156 247H157V246H155V248H156ZM159 247H157V248H159ZM51 248H52V247H51ZM53 248H54V247H53ZM137 248H138V247H137ZM140 248H141V247H140ZM142 248H143V247H142ZM146 248H148V247H146ZM155 248H154V247L152 248L151 253H152L153 249H154V251H155ZM157 248H156V250H157ZM197 248H198V246H197ZM197 248H196V249H197ZM200 248H201V246H200ZM33 249H35V250H33ZM63 249H64V247H63ZM66 249H65V250H66ZM143 249H144V248H143ZM165 249H166V250H165ZM12 250H13V251H12ZM19 250H20V251H19ZM44 250H45V249H44ZM141 250H142V249H141ZM141 250H140V251H141ZM144 250H145V249H144ZM162 250H163V251H162ZM9 251H8V252H9ZM24 251H25V250H24ZM24 251H23L22 253H24ZM32 251H33V252H32ZM49 251L51 252L52 250H49ZM59 251H62V250H59ZM145 251H146V250H145ZM207 251H208V252H207ZM28 252H29V253H28ZM50 252H48L49 255L51 254ZM162 252H163V253H162ZM164 252H166L167 254H169L168 257L170 256V257H169V258H170V261H169V258H168V257H165V256H167V254H164ZM194 252H195V255L197 256V253H196L197 251L194 250ZM210 252H211V253H210ZM12 253H14V254H12ZM31 253H30V256L36 254V253H35V254H34V253L31 254ZM43 253H44V252H43ZM148 253H149V252L147 251V254H148ZM206 253H208V254L205 256ZM209 253H210V254H209ZM5 254L7 255L6 252H5ZM5 254H4V255H5ZM19 254H20V253H19ZM25 254H24V255H25ZM37 254H38V253H37ZM37 254H36V255H37ZM44 254H46V252H45ZM61 254H63V253L61 252ZM119 254H120V253H119ZM201 254L198 253L199 256H200ZM234 254L232 255V257L234 256ZM47 255H48V254H47ZM49 255H48V256H49ZM145 255H146V253H145ZM195 255L193 254L192 257L188 258V259H187V262H190L189 259L191 260V258H192V259H196V256H195ZM9 256H10V254H9ZM15 256H16V255H15ZM37 256H38V255H37ZM40 256H41V255L39 254V259H40ZM44 256H45V255H44ZM44 256H43V258H44ZM50 256H51V255H50ZM59 256L61 257L60 253H59ZM149 256H150V255H149ZM149 256L147 255V257H149ZM153 256H154V255H153ZM171 256H172V257H171ZM187 256H185V260H184L183 264H185ZM235 256H234V257H235ZM0 257H1V256H0ZM200 257H201V259H202V255H201ZM1 258H3V255H2ZM13 258H14V257H13ZM15 258H16V257H15ZM15 258H14V260H15ZM31 258H32V257H31ZM87 258H88V257H87ZM167 258H168V259H167ZM180 258H181V259H180ZM198 258H199V257H197V259H198ZM206 258H207V257H206ZM206 258H205V259H206ZM235 258H236V257H235ZM27 259H28V258H27ZM171 259H172V260H171ZM197 259H196V260H197ZM201 259H200V261H203V259H202V260H201ZM18 260H19V259H18ZM166 260H167L168 262H167ZM213 260H214V259H213ZM213 260L211 259V261H213ZM40 261H41V260H40ZM55 261H56V260H55ZM74 261H75V260H74ZM74 261H73V262H74ZM148 261H150V260L148 259ZM148 261H147V262H148ZM41 262H42V261H41ZM41 262H39V263H41ZM44 262H46V261H44ZM56 262H57V261H56ZM75 262H76V261H75ZM75 262H74V263H75ZM137 262H138V261H137ZM141 262H142V261H141ZM162 262H161L160 264H162ZM164 262H165V263H164ZM187 262H186V263H187ZM205 262H206V260H205ZM213 262H214V261H213ZM215 262H214V263H215ZM236 262H237V261H235V263H236ZM13 263H14V262H13ZM15 263H16V262H15ZM18 263H19V261H18ZM18 263H16V264H18ZM105 263H107V262H105ZM138 263H139V262H138ZM151 263H152V262H149V264H151ZM178 263H179V262H178ZM191 263H192V261H191L190 263H187V264H191ZM206 263H207V262H206ZM214 263H213V264H214ZM239 263H238V264H239ZM92 264H93V263H92ZM125 264H126V263H125ZM192 264H193V263H192ZM209 264H211V263H209Z\"/></svg>", "mask_w": 264, "mask_h": 264}]
</instances>
